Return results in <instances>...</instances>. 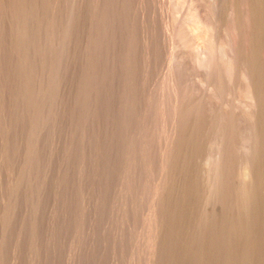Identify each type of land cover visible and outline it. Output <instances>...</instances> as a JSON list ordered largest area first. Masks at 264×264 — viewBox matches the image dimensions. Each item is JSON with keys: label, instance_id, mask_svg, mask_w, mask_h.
Returning a JSON list of instances; mask_svg holds the SVG:
<instances>
[{"label": "rangeland", "instance_id": "1", "mask_svg": "<svg viewBox=\"0 0 264 264\" xmlns=\"http://www.w3.org/2000/svg\"><path fill=\"white\" fill-rule=\"evenodd\" d=\"M0 10H3V8L7 9V11L4 9L3 11H0V20H2V17H4L3 19L7 20V21H2L0 22L2 27V29L0 28V264H218L219 262H221V256H220V260L216 259L218 256L217 255H221L222 252V245L219 241H223L222 237H224V223H222L224 220V218H222V216L224 217V215L222 213H224L223 211V204H222V196H221V187H220V182L217 181V179L219 180V174L216 173V176L212 170L209 171L213 172L211 176H209L210 174L208 173V170L211 169V165L209 161V155H206V153L210 154L211 149H217L216 144L213 143L214 146H211L212 142H215V137L219 138L218 135V131L216 128L213 130V132L216 135L213 134V138H209L212 136V134L208 135L209 132V128H208V124L207 121H201V118L203 119L206 115H203V110L205 111V109L207 110V100H206V91H207V85H205L206 83H202L203 81L205 82L206 79L204 76L203 80H199V78H203V76H201V74L204 75V73H198V72H194L193 70V65L191 63H189V65L183 66L180 65L181 61H179L180 63L176 64L174 61V57H175V61L182 59V54H180L179 52H182V47L179 46L177 47L176 44L178 43V41H180V39L178 38L179 36H177V32L174 31L175 28V19L173 20V17L176 18L177 20V13L178 15L181 14L180 12L184 9L185 12H187L188 10V2L189 0H180V3H183L184 1H188L186 3H183V7L180 4L179 6H176L174 3L175 1L173 0H27V2L23 1V0H0ZM29 1V2H28ZM39 1V2H38ZM46 1V2H45ZM64 1V2H63ZM84 3H82V2ZM110 3H109V2ZM168 1V2H167ZM170 1V2H169ZM183 1V2H182ZM201 1V0H199ZM203 1V0H202ZM201 1V2H202ZM5 3V4H2ZM23 2V3H21ZM55 2V3H54ZM59 4H58V3ZM66 7H64L62 4ZM70 2V3H67ZM88 4H87V3ZM108 2V3H106ZM121 2V3H119ZM30 3V4H29ZM33 3V5H32ZM47 3V4H45ZM70 5V6H68ZM83 4V6L81 7V5ZM143 3V4H142ZM13 4V5H12ZM24 4V5H23ZM37 4H40V8L41 11L39 9V6ZM56 4L59 6H56ZM77 4V5H75ZM81 4V5H80ZM87 4V6L85 5ZM116 4V5H115ZM167 4H174L176 6L177 9H174L175 6L173 5H167ZM3 5V6H2ZM11 7H8V6ZM15 5V6H14ZM17 5V6H16ZM28 5V6H27ZM41 5L43 6V8L41 7ZM47 5V7H46ZM51 6L50 9L54 10L51 12V10L49 9V7ZM54 5V7H53ZM85 5V7H84ZM90 5V7H89ZM110 5V7H109ZM131 5V6H130ZM14 6V8H12ZM23 6V8H22ZM25 6V8H24ZM27 6V7H26ZM34 6V7H33ZM101 7V15H104L102 17H105V22H107V24H110L113 22V20H118L115 22V24H117L115 26V24L112 26L109 25L107 26V24L103 21L104 18H102L101 22H98V19L95 18V14L93 9L96 7ZM103 6V7H102ZM117 6V7H116ZM7 7V8H6ZM19 7V8H18ZM22 9H21V8ZM32 7V9H31ZM76 7V9H75ZM78 7V9H77ZM187 7V9L185 8ZM27 8V10H26ZM36 8V10H35ZM61 8V9H60ZM105 8V9H104ZM119 8V9H118ZM124 8V9H123ZM174 10H173V9ZM181 8V9H180ZM25 9V11L23 10ZM31 9V14L29 12V10ZM44 9V11H43ZM55 9H59V10H55ZM71 9V10H69ZM76 10L75 12H73V10ZM85 9V10H84ZM99 9V10H100ZM112 11H111V10ZM167 9V10H166ZM169 9V10H168ZM14 10V11H13ZM17 10V11H16ZM21 10V11H20ZM34 10V11H33ZM62 10V11H60ZM67 10V12H66ZM82 10V11H81ZM131 10V11H130ZM176 10V11H175ZM181 10V11H180ZM184 10L182 13H184ZM7 13H6V12ZM11 11V12H9ZM26 11H28L27 13H25ZM57 11V12H56ZM61 13H60V12ZM72 11V12H71ZM105 13L107 15L106 12H108L107 18L106 19V15L102 14ZM134 11V13H133ZM136 11V12H135ZM22 12V13H21ZM33 12V14H32ZM37 12H41V13H37ZM71 12V13H70ZM89 12V13H88ZM114 12V13H113ZM127 12V13H126ZM132 12V13H131ZM171 12H175L176 15H173V17L171 16L173 13ZM14 13V15H13ZM18 13V14H17ZM45 13V14H43ZM56 13H59L56 14ZM69 13V14H68ZM76 15H75V14ZM118 15H117V14ZM167 13V14H166ZM174 13V14H175ZM20 14V15H19ZM26 14V15H25ZM36 14V15H35ZM40 14V16H39ZM43 14V15H41ZM51 14V16H50ZM53 14V16H52ZM87 14V15H86ZM92 14V15H91ZM121 14V15H120ZM127 14V15H126ZM3 15V16H2ZM6 17H5V16ZM9 15V16H8ZM69 15V16H67ZM70 15L73 17H70ZM13 16V17H11ZM18 16V18H16ZM21 16V17H20ZM24 16V17H23ZM26 16V17H25ZM29 16V17H28ZM37 16V17H36ZM44 18H43V17ZM63 18H61V17ZM82 16L84 18H82ZM118 18H120L121 20H119ZM122 16V17H121ZM133 16V17H131ZM40 17V18H39ZM48 17V18H47ZM49 17H52L53 20H51ZM54 17V18H53ZM69 17V18H68ZM86 17H88L86 19ZM126 17V19H124ZM9 18V19H8ZM30 18V19H29ZM47 18V19H46ZM79 18V19H78ZM100 18V16H99ZM114 18V19H113ZM132 18V19H130ZM134 18V19H133ZM26 19V20H25ZM30 21H29V20ZM32 19V20H31ZM37 19L42 20V21H37ZM45 19V20H44ZM50 19V20H49ZM62 19V20H61ZM65 19V20H64ZM68 19V20H67ZM72 19V20H70ZM80 19L82 21H80ZM20 20V21H18ZM47 20V21H46ZM50 22H49V21ZM60 20V21H58ZM67 20V22H66ZM70 20V21H69ZM77 20V21H76ZM107 20V21H106ZM169 20V21H168ZM13 21V22H12ZM18 21V22H17ZM22 21V22H21ZM24 21V22H23ZM35 21V22H34ZM37 21V22H36ZM52 21V22H51ZM56 21V22H55ZM62 21V22H61ZM74 21V22H73ZM87 21V22H86ZM112 21V22H110ZM122 21V22H121ZM132 21V23H131ZM10 23L5 24V23ZM55 24H54V23ZM59 22V25L57 24ZM76 22V23H75ZM79 22V23H78ZM98 22V23H97ZM128 22V23H127ZM175 22V23H174ZM4 23V24H3ZM17 25L15 26L14 25ZM18 23V24H17ZM20 23V25H19ZM27 23V24H26ZM35 23V24H34ZM38 23L40 25H38ZM51 25H49V24ZM86 23V24H84ZM105 23V24H103ZM121 23V24H119ZM130 23V24H129ZM173 23V24H171ZM24 24V26H23ZM44 24V25H41ZM72 24V25H71ZM84 24V25H83ZM98 24V25H97ZM103 24V25H101ZM133 24V25H132ZM169 24V26L167 25ZM8 27H6V26ZM48 25V26H47ZM77 25V26H76ZM119 25V26H118ZM123 25V26H122ZM15 26V29L14 27ZM22 26V27H20ZM26 26V27H25ZM58 26V27H57ZM74 29H71L70 28ZM101 26V27H100ZM113 28H112V27ZM135 26V27H133ZM29 27V28H28ZM46 27V28H45ZM84 27V28H83ZM106 29H105V28ZM127 27V28H126ZM130 27V28H129ZM172 27V30H171ZM36 28V29H35ZM40 28V29H39ZM42 28V29H41ZM45 30H44V29ZM57 28V29H56ZM59 28V29H58ZM60 28H61V32L63 31L64 33L60 32ZM82 28V29H81ZM86 28V29H85ZM97 28L99 29V34H100V29H102L103 34L105 35L107 33V37H105L102 32L101 34L97 36ZM116 30H115V29ZM120 28V30H119ZM124 28V29H123ZM165 28H168L170 33H168V29L165 30ZM11 29V31H10ZM14 32H13V30ZM29 29V31H27ZM48 31H47V30ZM63 29V30H62ZM66 29V30H65ZM90 29V30H89ZM123 29V30H122ZM126 29V30H125ZM18 30V31H17ZM27 32H26V31ZM39 30V31H38ZM70 30V32H69ZM97 30V31H96ZM107 32H104V31ZM113 30V31H112ZM115 30V31H114ZM118 30V31H117ZM6 31V32H4ZM16 31V32H15ZM23 31V32H22ZM37 31V34L36 32ZM43 31V32H42ZM50 31H52L50 33ZM56 31V32H55ZM67 31V32H66ZM111 31V32H110ZM120 31V32H119ZM2 32V33H1ZM26 32V33H25ZM29 32V33H28ZM35 32V34H34ZM39 32V33H38ZM45 32V34H44ZM81 32V33H80ZM97 32V33H96ZM119 32V33H118ZM124 32V33H123ZM127 32V33H126ZM133 32V33H132ZM176 32V33H175ZM7 33V34H6ZM57 33V34H56ZM69 33L73 34L69 35ZM86 33V34H85ZM92 33V34H91ZM96 33V36H95ZM113 33V34H112ZM123 33V34H122ZM10 34V35H9ZM12 34V35H11ZM42 34V35H40ZM48 34V35H47ZM66 34V35H64ZM89 34V35H88ZM115 34V35H114ZM126 34H128L126 36ZM165 34H170L165 36ZM175 34V35H173ZM2 35V37H1ZM8 35V36H7ZM17 35V36H16ZM24 35V36H22ZM32 35V37H31ZM37 35V36H36ZM114 35V36H113ZM117 35V37H116ZM21 36V38H20ZM45 36V37H44ZM47 36V37H46ZM57 38H56V37ZM61 36V37H60ZM95 36L96 40H93ZM175 36L176 39H175ZM6 39H5V38ZM11 38H15V41ZM23 37V39H22ZM38 37V38H37ZM64 37V38H63ZM70 37H72L70 39ZM97 37H99L97 39ZM116 37V38H115ZM27 38V40H26ZM32 38V39H31ZM41 38V40H40ZM46 38V39H45ZM89 38V39H88ZM102 38V40H101ZM108 38V39H107ZM118 38V39H117ZM7 39H9L7 42H5ZM18 39V40H17ZM19 39L23 40L21 41V44H19ZM66 41H64V40ZM125 41H124V40ZM172 39L173 42L175 43L176 41L177 43H175L174 48L172 45ZM4 40V41H3ZM13 40V41H12ZM25 40V43H23ZM39 40V41H38ZM71 40V41H70ZM105 42H104V41ZM121 40V41H120ZM13 42V43H9V42ZM19 41V42H18ZM27 41V42H26ZM52 41V42H51ZM73 41V42H72ZM76 41V42H75ZM99 41V43L102 41L103 47L101 49L102 44H99V48H98V44L95 42ZM111 41V43H110ZM123 41V43H122ZM171 41V43H170ZM3 42V43H2ZM17 42V43H16ZM48 42V44H47ZM60 42V43H59ZM70 45H68L67 43ZM82 42V43H81ZM119 42V43H118ZM153 42V44H151ZM6 43V44H5ZM15 43V44H14ZM23 43V44H22ZM35 43V44H34ZM55 43V44H54ZM59 43V44H58ZM93 43V44H92ZM105 43V44H104ZM121 43V44H120ZM14 44V45H13ZM18 44V45H16ZM37 44V45H36ZM74 44V45H73ZM76 44V45H75ZM94 44L97 46L98 49H100L102 52L97 51H93L96 49V46H94ZM167 44V45H165ZM171 44V45H170ZM11 45V46H10ZM35 45V46H34ZM57 45V46H56ZM59 45V46H58ZM119 45V46H118ZM152 45V46H151ZM178 45V44H177ZM22 46V47H20ZM24 46V47H23ZM33 46V47H32ZM43 46V47H42ZM53 46V47H52ZM75 46V47H74ZM79 46V47H77ZM90 46V47H88ZM113 46V47H112ZM123 46V48H122ZM32 47V48H31ZM62 47V48H61ZM106 49H105V48ZM125 47V48H124ZM45 50H43V49ZM72 48V51H71ZM111 50H109V49ZM119 48V49H118ZM122 48V49H121ZM164 48V49H163ZM179 48V49H178ZM17 49H19L17 51ZM50 49V50H49ZM128 49V50H127ZM169 49L172 52H169ZM175 49H177V51L179 50V52H176ZM48 50V51H47ZM63 50V51H62ZM70 50V51H69ZM92 50V51H91ZM122 50V51H120ZM9 51V52H8ZM23 51V52H22ZM25 51V53H24ZM35 51V52H34ZM41 51V52H40ZM57 51V52H56ZM86 51V52H85ZM107 51V54H105ZM109 51V54H108ZM155 51V52H154ZM6 52V53H5ZM20 54H18V53ZM29 52V54H28ZM50 52V53H49ZM89 52V53H88ZM111 52V53H110ZM116 52V53H114ZM124 52V53H123ZM168 52V53H167ZM7 53L9 54V56L7 55ZM15 53V54H14ZM43 53V54H41ZM53 53V54H52ZM57 53V54H56ZM60 53V54H59ZM87 53V54H86ZM100 53V54H99ZM117 53H121L120 55ZM177 53V55H176ZM13 54V56H11ZM21 55V57H19ZM31 54V55H30ZM34 56H33V55ZM51 54V55H50ZM81 54V55H80ZM169 54V56L167 55ZM174 54V55H172ZM27 55H29L31 58H36V59H32L30 57H28ZM55 55V56H54ZM68 55V56H67ZM79 57H78V56ZM86 55V56H85ZM92 57H91V56ZM97 55V56H96ZM101 55V56H100ZM112 55V56H111ZM116 55V56H115ZM181 55V56H180ZM38 56V58H37ZM40 56V57H39ZM122 56V57H121ZM129 56V57H128ZM153 56V57H152ZM2 57H5L2 60ZM9 57V58H7ZM11 57L13 59H11ZM23 57V58H22ZM56 57V58H55ZM104 57V59H103ZM108 57V58H107ZM118 57V58H117ZM158 57V59H157ZM169 57V58H168ZM172 60H170V58H172ZM28 58H30L28 60ZM80 58V59H79ZM91 58V59H90ZM102 58V59H101ZM179 58V59H177ZM56 59V60H55ZM59 59H61L60 61H58ZM68 61H67V60ZM73 59V61H72ZM85 59V60H84ZM98 59V60H97ZM113 59H116L115 61ZM118 59V60H117ZM169 59V60H168ZM14 60V61H13ZM28 60V61H27ZM31 60V61H30ZM46 60V62H45ZM50 60V61H49ZM89 60V61H88ZM107 60V61H106ZM121 60V61H120ZM10 61V62H9ZM57 61V63L55 62ZM66 61V62H65ZM88 61V62H87ZM118 61V62H117ZM164 61V62H163ZM3 62V63H2ZM32 62V63H31ZM52 62V63H51ZM63 62V64H61ZM87 62V63H86ZM96 63L94 65V63ZM104 62V63H103ZM118 66H117V63ZM121 62V63H120ZM174 64L172 66V64ZM11 63V64H9ZM35 63V64H33ZM69 63V64H68ZM72 65H71V64ZM112 63V64H110ZM19 64V65H17ZM21 64V65H20ZM35 67H33V65ZM58 64V65H57ZM67 64V65H66ZM81 64V65H80ZM115 64V65H114ZM158 64V65H157ZM164 64V65H163ZM176 64V68H179L178 70L175 68L172 71V68H174ZM13 65V66H12ZM14 65H16L14 67ZM30 65V66H28ZM41 65V66H40ZM61 65V66H59ZM80 65V66H79ZM171 65V66H170ZM192 65V67H191ZM18 66V67H17ZM21 68L22 72H20V74H22V76L20 77V74H18V68ZM103 66V67H102ZM113 66V67H112ZM123 66V67H122ZM165 66V67H164ZM171 70H170V67ZM2 67V68H1ZM3 67L5 69H3ZM9 67V68H8ZM60 67V68H58ZM66 67V68H65ZM69 67V68H68ZM92 67V68H91ZM114 70H112L111 69ZM120 67V68H119ZM169 67V68H168ZM186 67V68H185ZM189 67H191L189 69ZM13 68V69H12ZM19 68V70H20ZM34 68V69H33ZM69 71H68V69ZM104 68V69H103ZM115 68V69H114ZM157 68V69H156ZM9 69V70H8ZM13 71H12V70ZM71 69V70H70ZM73 69V70H72ZM109 69V70H108ZM130 69V70H129ZM189 69V70H187ZM60 70V71H59ZM85 70V71H84ZM93 70V71H92ZM151 70V71H150ZM153 70V71H152ZM184 70V71H183ZM186 70V72H185ZM192 70V71H191ZM197 71H200V69L197 67L196 69ZM195 70V71H196ZM202 70V69H201ZM30 71V73H29ZM37 71V72H36ZM43 71V73H42ZM57 71V73H56ZM60 73H59V72ZM67 71V72H66ZM74 71V72H73ZM79 71V72H78ZM126 71V72H125ZM155 71V72H154ZM157 71V72H156ZM10 72V74H8ZM71 72V73H70ZM76 72V73H75ZM81 79H80V76ZM89 72V73H88ZM151 72V73H150ZM185 72V73H183ZM193 72V73H192ZM5 73V75L3 74ZM23 73H24V77H23ZM32 73V74H31ZM70 73V74H69ZM73 73V74H72ZM93 73V74H92ZM99 73V74H98ZM101 73V74H100ZM107 73V74H106ZM111 73V74H109ZM117 73V74H116ZM175 73V74H174ZM178 75H177V74ZM190 73V74H188ZM198 73V76H197ZM3 74V75H2ZM18 75L16 77H14L13 79V75ZM26 74L29 75L27 78ZM34 74V75H33ZM42 76H39V75ZM44 74V75H43ZM75 74V75H74ZM113 74V75H112ZM131 74V75H130ZM172 74V78L170 79V76ZM174 74V75H173ZM184 74V76H183ZM196 76H194V75ZM9 75L11 77H9ZM32 75V76H31ZM77 75V76H76ZM84 75V76H82ZM91 75V76H90ZM177 75V76H176ZM180 75L179 80L177 79V77ZM4 76V77H3ZM8 76V77H7ZM31 76V78H30ZM36 76V77H35ZM38 76V77H37ZM62 76H64L63 78H61ZM100 76V77H99ZM102 76V77H101ZM186 76V77H185ZM43 78V81L42 78ZM46 77V78H45ZM48 77V78H47ZM95 77V78H94ZM113 77V78H112ZM153 77V78H152ZM192 77V78H191ZM10 80L13 79V80ZM21 78V79H19ZM28 80V84L27 82L25 83L26 80ZM36 78V79H35ZM50 78V79H49ZM100 80H99V79ZM103 78V79H102ZM144 78V79H143ZM152 78V79H151ZM175 78L176 81L175 82ZM5 79V80H4ZM16 79V80H15ZM49 79V80H48ZM68 79V80H67ZM70 79V80H69ZM74 79V80H73ZM77 81H76V80ZM88 79V80H85ZM173 79V80H172ZM187 79V82H185ZM2 80V81H1ZM24 80V83H23ZM36 80V81H35ZM62 80V81H61ZM84 80V81H83ZM97 80V81H96ZM113 80V81H112ZM127 80V81H126ZM172 80V82L176 83L178 85V83H185L184 84V89H182V84L181 87L173 84H170L169 81ZM189 80V82H188ZM195 82H192V81ZM10 81V82H8ZM14 81V82H12ZM31 81V82H30ZM46 81V82H45ZM50 81V82H48ZM68 81V82H67ZM73 81V82H72ZM82 81V82H81ZM100 81V82H99ZM118 81V83H117ZM202 81V82H201ZM2 82V83H1ZM36 82V83H35ZM45 82V83H44ZM105 82V83H104ZM120 82V84H119ZM7 85H6V84ZM10 83H12L11 85H9ZM61 83V84H60ZM65 83V84H64ZM69 83V84H68ZM76 83V84H75ZM78 83H82V84H78ZM88 83V84H87ZM92 83V85H91ZM95 83L97 85H95ZM190 83H192L191 85H189ZM199 83V84H198ZM5 84V85H4ZM26 85V86H23ZM67 84V85H66ZM113 84V85H112ZM118 84V85H115ZM168 84V85H167ZM189 86H188V85ZM201 84V85H200ZM204 84V85H203ZM28 85V87H27ZM40 85V86H39ZM64 87H63V86ZM81 85H83L81 87ZM167 85V86H165ZM171 85H175L172 86ZM6 86V87H5ZM8 86V87H7ZM31 88H30V87ZM46 86V87H45ZM50 86V88H48ZM52 86H54V88H52ZM71 88V89H69ZM77 86V88H76ZM103 86V88H101ZM105 86V87H104ZM120 86V87H119ZM169 86V87H168ZM177 86V88H176ZM188 88H185V87ZM24 87H27V89H24ZM33 87V88H32ZM37 87V88H35ZM56 87V88H55ZM61 91L57 92L59 89ZM66 87V88H65ZM74 87V89H72ZM91 87V88H90ZM95 87V88H94ZM99 87V88H98ZM119 87V90L118 88ZM140 87V88H139ZM196 87V88H195ZM13 88V89H12ZM30 88V89H29ZM48 88V89H47ZM85 88V89H84ZM97 88V89H96ZM128 88V89H127ZM139 88V89H138ZM153 88V89H152ZM169 88H171L169 90ZM177 90H176V89ZM191 88L195 90L192 92H189L191 90ZM198 88V89H197ZM2 89V90H1ZM10 91H9V90ZM11 89L13 91H11ZM33 89V90H31ZM44 89L43 91H40ZM47 89V90H46ZM55 89V90H53ZM77 92H76V90ZM84 89V90H83ZM22 90V91H20ZM24 90V91H23ZM28 90V91H27ZM31 90V91H30ZM38 90V91H37ZM46 90V91H45ZM51 91V93L49 91ZM80 90V91H79ZM93 90V92H92ZM100 90V91H99ZM101 90L102 93H101ZM118 90V91H117ZM137 90V91H136ZM172 90V91H171ZM174 90V91H173ZM176 90V91H175ZM187 90V91H186ZM36 91V92H35ZM40 91V92H39ZM56 91V92H55ZM71 91V92H70ZM89 91V92H88ZM113 91V92H112ZM136 91V92H135ZM164 91V92H163ZM182 91V92H180ZM202 91V93H201ZM205 91V92H203ZM15 92V93H14ZM24 92H26L25 94H23V96H21ZM30 92V95H28ZM31 92H35L36 96L31 93ZM43 92V94L41 93ZM46 92V93H45ZM49 92V94H48ZM54 92V93H52ZM76 92V94H74ZM81 92V93H80ZM92 92V93H91ZM172 92V94L174 95H170V93ZM175 92V93H174ZM177 92V93H176ZM186 93V95L184 93ZM190 94H189V93ZM200 92V93H198ZM12 93V94H11ZM16 95H14V94ZM37 93H41L37 94ZM90 93V94H89ZM101 93V94H100ZM179 93V94H178ZM182 93V94H181ZM205 93V94H204ZM53 94V96L51 95ZM74 94V95H73ZM86 94V95H85ZM95 96H94V95ZM104 94V95H103ZM137 94V95H136ZM179 95L177 97V99L175 100L176 96ZM182 95V99H181V95ZM193 94V96H191ZM203 94V96H202ZM26 95L29 97H27L29 99L26 100L25 97ZM35 98H34V96ZM38 95V96H37ZM82 95V96H80ZM88 95V96H87ZM97 95V96H96ZM102 95V96H100ZM108 95V96H107ZM184 95V97H183ZM189 95V96H188ZM201 95V96H199ZM205 95V96H204ZM5 98H3V97ZM20 96V97H19ZM25 96V97H24ZM40 96V97H39ZM49 96V97H48ZM56 96V97H55ZM64 96V97H63ZM72 96V97H71ZM81 98H78V97ZM84 96V97H83ZM94 96V97H93ZM101 99H99L100 97ZM174 98L172 99L171 98ZM187 96V97H186ZM192 98H191V97ZM195 96V97H194ZM24 97V98H23ZM33 97V98H32ZM99 97V98H97ZM125 97V98H124ZM128 97V98H127ZM131 97V98H130ZM180 97V99H179ZM191 99H190V98ZM195 99H194V98ZM197 97V98H196ZM199 97H204V98H199ZM7 98V99H6ZM8 98H12L11 100L13 102H11L10 99ZM37 98H39L37 100ZM58 98V99H56ZM61 100H60V99ZM71 98V99H70ZM76 98V99H75ZM84 98V99H83ZM119 98V99H118ZM156 98V99H155ZM162 98V99H161ZM186 98V99H185ZM199 98V99H198ZM3 99V100H1ZM19 99H20V103H19ZM22 99V100H21ZM24 99V100H23ZM34 100V102H32V100ZM50 101H49V100ZM76 101H75V100ZM81 99V100H80ZM88 99V100H87ZM94 99V101H93ZM112 102L114 103H108V102ZM116 99V100H115ZM130 99V100H129ZM179 99V101H178ZM190 99V100H189ZM193 99V100H192ZM10 100V103H8V101ZM27 102H26V101ZM31 100V101H30ZM43 104H42V101ZM59 100V101H58ZM73 100V101H72ZM78 100V101H77ZM80 100V101H79ZM83 100V103H82ZM98 100V101H97ZM103 100V101H102ZM184 101L185 104L181 103V101ZM188 100V102H187ZM16 101V102H15ZM18 101V102H17ZM25 103H23V102ZM39 101V102H38ZM47 101V102H46ZM53 101V103H52ZM63 101V102H62ZM67 101V102H66ZM91 101V103L89 102ZM106 101V102H105ZM119 101V103H118ZM135 101V102H134ZM154 101V102H153ZM175 101V103H174ZM178 101V102H177ZM193 102L192 104L194 105H190V102ZM29 102V103H28ZM30 102H32V106L30 105ZM45 102V103H44ZM51 102V103H50ZM56 102V103H55ZM62 102V103H61ZM69 102V103H68ZM85 102V104H84ZM98 102V103H97ZM104 102V103H103ZM199 102V103H198ZM206 102V103H205ZM4 103V104H3ZM8 103V105H7ZM14 103L16 105H14ZM22 104V106H20ZM39 103V104H38ZM48 103V104H46ZM59 103V105H58ZM65 103V104H64ZM78 103V104H77ZM82 105H81V104ZM94 103V105H93ZM108 103V104H107ZM174 103V106L173 104ZM188 103V104H187ZM10 104V105H9ZM27 104H29V107L27 106ZM36 104V105H35ZM55 104V106H54ZM57 104V105H56ZM62 106H61V105ZM70 104V105H69ZM73 104V105H72ZM84 104V105H83ZM91 104V105H90ZM117 104V105H116ZM143 104V105H142ZM178 104L179 107H177V109H179V111L177 109H175V105ZM4 105L6 107H4ZM13 105V106H12ZM41 105V106H40ZM45 105V106H44ZM72 105V107H71ZM76 105V106H75ZM98 105V107H97ZM100 105V106H99ZM113 105V106H112ZM120 105V107H119ZM126 105V106H125ZM146 105V106H145ZM168 105H170V107L174 108L175 110H172ZM186 105L191 108H189L187 110V108L185 109L187 112H185V110L180 109L183 106ZM3 106V107H2ZM12 106V107H11ZM15 106V107H14ZM17 106L20 107L16 108ZM23 106H27L26 109ZM35 106V108H34ZM38 108H37V107ZM54 106V108H53ZM58 106V107H57ZM65 106V107H64ZM104 106V107H103ZM109 106V108H108ZM125 106V107H124ZM133 106V107H131ZM168 106V107H167ZM200 106V107H199ZM202 106V107H201ZM206 107L205 109H203L204 107ZM2 107V108H1ZM32 107V110H31ZM42 107V109L40 108ZM62 107V109H60ZM64 107V110H63ZM82 107V108H81ZM89 107V109L87 108ZM102 107V108H101ZM115 107H117L116 109H114ZM183 107V108H185ZM194 107V110L196 107H198L196 110L193 112L196 114H202L201 115H197V118H199L197 122V118L196 120H192L194 119L195 114L194 113H190L192 111ZM22 108V109H21ZM34 108V109H33ZM71 108V109H69ZM74 108V110H73ZM80 108V109H79ZM99 108V109H98ZM129 108V109H128ZM160 108V109H159ZM8 109V110H7ZM17 109L18 112H17ZM37 109V111H36ZM40 109V111H39ZM49 109H52V111L50 112ZM54 109V110H53ZM60 109V111H59ZM68 109V110H67ZM76 109V110H75ZM88 109V110H87ZM104 109V110H103ZM106 109V110H105ZM127 109V110H126ZM133 109V110H132ZM142 109V110H141ZM27 110V111H26ZM45 110V113H44ZM49 110V112H48ZM56 110V111H55ZM62 110V111H61ZM70 110H72L70 112ZM79 110V111H77ZM81 110V111H80ZM90 110V112H89ZM93 110V111H92ZM96 110V111H95ZM99 110V111H98ZM101 110V111H100ZM125 110V111H124ZM129 110V112H128ZM156 110V111H155ZM170 110V111H169ZM183 115H182V112ZM16 111V112H15ZM36 113H35V112ZM43 111V112H41ZM58 111V112H57ZM65 111V112H64ZM103 111V112H102ZM105 111V112H104ZM112 113H111V112ZM117 111V112H116ZM136 111V112H135ZM175 111V112H173ZM200 111V112H198ZM208 111V110H207ZM5 112V113H4ZM8 112V113H7ZM24 112V113H23ZM37 112H39L37 114ZM41 112V114H40ZM47 112V113H46ZM60 112V113H59ZM62 112V113H61ZM70 112V113H68ZM80 112V113H79ZM88 112V113H87ZM95 112V113H94ZM99 112V113H98ZM102 112V113H101ZM121 112V113H120ZM126 114H124V113ZM165 112V113H164ZM172 112V113H171ZM177 112V113H176ZM181 112V113H179ZM2 113V114H1ZM4 113V114H3ZM20 113V115H19ZM27 115H26V114ZM33 113V116H32ZM51 113V114H50ZM56 113V115H55ZM62 114V115H58V114ZM77 113V116H76ZM84 113V114H83ZM98 116H97V114ZM108 113V115L106 114ZM110 113V114H109ZM133 113V114H132ZM154 113V114H153ZM162 113V114H161ZM186 115H185V114ZM208 113V112H206ZM14 114V115H13ZM36 114V116L34 117V115ZM48 114V115H47ZM96 114V116H95ZM103 114V116H102ZM112 114V116H111ZM124 114V115H123ZM167 114V115H165ZM178 114V115H177ZM181 114V116L179 115ZM193 114L194 116L190 115ZM6 115V116H5ZM10 115V116H9ZM17 115H19L17 117ZM44 115V116H43ZM54 115V116H53ZM68 115V117H67ZM70 115V116H69ZM92 115V116H91ZM106 115V116H105ZM120 115V116H119ZM123 115V116H122ZM176 115V116H175ZM208 115V114H207ZM8 117L5 119V117ZM44 119H42L41 117ZM51 118H49V117ZM58 116L59 118H56ZM62 116H64L62 118ZM74 116V117H73ZM102 116V117H101ZM105 116V117H104ZM108 116V117H107ZM118 116V117H117ZM130 116V117H129ZM147 116V117H146ZM187 118L184 119L183 118ZM187 116V117H185ZM4 119H3V118ZM14 117V118H13ZM21 117H28L27 120L25 118H21ZM30 117V118H29ZM34 118V121L33 118ZM42 121H39V119ZM47 117V118H46ZM53 117V118H52ZM56 119H55V118ZM67 117V118H66ZM77 117V119H76ZM83 117V118H81ZM85 117V118H84ZM91 117V118H89ZM94 117V118H93ZM124 117V118H123ZM129 117V119H128ZM149 117V118H148ZM172 117V118H170ZM177 117L182 118L179 119L178 118V122H176V124H171V121L175 119V121H177ZM188 117H191L192 122L190 121V119ZM21 118V119H20ZM32 118V119H31ZM48 119V121L45 120ZM65 118V119H64ZM100 118V120H99ZM107 118V119H106ZM113 118V119H112ZM119 118V119H117ZM165 118V119H164ZM13 119V120H12ZM18 119V120H17ZM24 119V120H23ZM29 119V120H28ZM54 119V121H53ZM61 119V120H60ZM68 119V120H67ZM75 119V120H74ZM81 119H84L82 121H80ZM90 119V122H89ZM95 119V121H94ZM103 121H102V120ZM115 119H117V122ZM124 119H126L124 121ZM4 120V122H3ZM10 120V121H9ZM22 120V121H21ZM38 120V123H37ZM66 120V121H65ZM108 122H107V121ZM111 120V121H110ZM182 120V121H181ZM184 120V121H183ZM205 120H207V118L205 117ZM14 121V123H13ZM17 121V122H16ZM19 121V122H18ZM26 121V122H25ZM28 121V123H27ZM49 121L51 123H49ZM56 121H62V122H57ZM65 121V123H64ZM70 121V122H69ZM73 121V122H72ZM74 121L75 124L74 125ZM79 121V123L77 122ZM85 121V122H83ZM88 121V122H87ZM102 121V122H101ZM124 121V122H123ZM181 121V123H180ZM189 121V122H188ZM195 121V122H193ZM10 122V123H9ZM25 124H23V123ZM30 122V123H29ZM42 124H41V123ZM46 122V123H45ZM55 122V123H54ZM81 122V124H80ZM97 122L98 125H97ZM104 122V124H102ZM127 122V123H126ZM201 122V123H200ZM204 122V123H203ZM12 123V124H11ZM16 123V124H15ZM36 123V124H35ZM70 123V124H69ZM90 123V124H89ZM113 123V124H111ZM123 123V124H121ZM170 123V124H169ZM175 123V122H174ZM180 123V124H178ZM184 123V124H183ZM186 123V124H185ZM189 123V124H188ZM11 124V125H10ZM21 124V125H20ZM29 124V126H28ZM38 124V125H37ZM48 124V125H47ZM59 124V125H58ZM62 124V125H61ZM66 124V125H64ZM80 124V125H79ZM100 124V126H99ZM107 124V125H106ZM126 124L129 126H126ZM201 124H205L207 126L201 125ZM40 125V127H38ZM42 125V126H41ZM50 125V126H49ZM57 125V126H56ZM63 126V128L61 126ZM71 127L69 128L68 126ZM91 127H90V126ZM95 125V126H94ZM103 125V126H102ZM104 125L106 127H104ZM111 127H109V126ZM152 125V126H151ZM174 125H176L177 127H175ZM179 125V126H178ZM201 125V126H199ZM4 126V127H3ZM10 126V127H9ZM14 126V127H13ZM33 126V127H32ZM59 126L61 128H59ZM70 129H68L67 127ZM97 126V127H96ZM114 126V127H112ZM117 126V127H116ZM122 128H120V127ZM151 126V127H149ZM6 127V128H5ZM32 127V129H30ZM52 127V128H51ZM66 127V128H65ZM83 127V128H81ZM93 127V128H92ZM95 127V128H94ZM104 127V128H103ZM108 127V128H107ZM141 127V128H140ZM171 127L173 129H171ZM175 127V128H174ZM193 127V128H190ZM196 127V128H195ZM198 127V128H197ZM16 128V129H15ZM28 128V129H27ZM54 128V129H53ZM79 128V129H78ZM89 132L87 133L88 129ZM92 128V129H91ZM100 131H99V129ZM126 128V130H125ZM128 128V130H127ZM185 128H189L186 129ZM195 128V129H194ZM13 129V131H12ZM18 129V130H17ZM36 130V133L35 130ZM39 129V131L41 129L40 132L37 130ZM48 131H47V130ZM51 129H53L51 131ZM60 129V130H59ZM62 129V130H61ZM65 129V130H64ZM98 131V135L96 133V130ZM115 129V130H114ZM117 129V130H116ZM120 129V130H119ZM132 129V130H130ZM180 129V130H179ZM192 129V131H191ZM200 129V130H199ZM206 129V130H205ZM4 132H3V131ZM33 133L32 134V131ZM56 131V134L55 131ZM68 130V131H66ZM84 130V131H83ZM173 130V131H172ZM199 130V131H198ZM11 131V132H10ZM46 131V132H45ZM86 131V132H85ZM110 131V133H109ZM114 131V132H112ZM121 131V132H120ZM124 131V132H123ZM170 131L174 132L170 135ZM179 131V132H178ZM183 131V132H182ZM185 131V132H184ZM205 131H208L205 132ZM8 132V133H6ZM10 132V133H9ZM19 132V133H18ZM31 132V133H30ZM44 132V133H43ZM52 132V133H51ZM67 132V133H65ZM85 132V133H84ZM104 132V133H103ZM109 134H108V133ZM126 132H131L126 133ZM146 132V133H145ZM165 132V133H164ZM190 132V134H188ZM38 133V134H37ZM40 133V135H39ZM51 133V134H50ZM63 133V134H62ZM71 133L75 134L72 135ZM116 133V134H114ZM178 133V134H177ZM192 133V135H191ZM204 133V134H203ZM5 134V135H4ZM17 136H16V135ZM43 136H42V135ZM46 134V135H45ZM70 136V137H66L65 135ZM107 134V135H106ZM143 134V135H142ZM164 134V135H163ZM183 134V135H182ZM187 134V135H186ZM29 135V136H28ZM35 135V136H34ZM38 135V136H37ZM122 137H121V136ZM130 137H129V136ZM145 135V136H144ZM177 135V136H176ZM190 135V138H189ZM207 135V137H206ZM9 136V137H8ZM14 136V137H13ZM41 138H40V137ZM50 136V137H49ZM106 136V137H105ZM110 136V137H109ZM128 136V137H126ZM165 136V138H164ZM181 139H180V137ZM195 136V137H194ZM199 136V137H198ZM3 139H2V138ZM23 137V138H22ZM36 137V138H35ZM43 137V138H42ZM49 137V138H47ZM59 137V138H57ZM62 137V138H61ZM83 137V138H82ZM94 137V138H93ZM102 137V138H101ZM104 137V138H103ZM132 137V138H131ZM143 137V138H142ZM178 137V138H177ZM193 137L195 138L194 140L197 141V143L193 140ZM204 137V138H203ZM7 138V139H6ZM19 138V139H18ZM22 138V139H21ZM37 138H39L38 140H40L41 144L39 143V141L37 140ZM46 138V139H45ZM56 138V140H55ZM61 138V139H60ZM75 138H77L75 140ZM113 138V139H112ZM118 138V139H117ZM125 138V140H123ZM128 138V139H126ZM134 138V139H133ZM155 138V139H154ZM171 140H170V139ZM175 139L174 141L172 139ZM197 138V139H196ZM202 138V139H201ZM208 138V139H206ZM6 139V140H5ZM35 139V140H34ZM42 139V140H41ZM51 139V140H50ZM55 141H53V140ZM74 139V140H73ZM99 139V140H98ZM118 141H117V140ZM179 139V140H178ZM185 139V140H183ZM189 139V141H188ZM192 139V141H190ZM204 139V140H203ZM206 139V140H205ZM212 139V142H211ZM8 140V141H7ZM50 140V142H48ZM58 140V141H57ZM73 142H72V141ZM98 140V141H97ZM113 140V141H112ZM120 140V141H119ZM122 140V142H121ZM127 140V141H126ZM200 140V141H198ZM219 140V139H218ZM218 140H216L218 142ZM44 143H43V142ZM57 141V142H56ZM62 141V142H61ZM68 141V142H67ZM71 142V146L70 143ZM78 141V142H77ZM93 141V142H92ZM101 141V142H100ZM107 141V142H106ZM167 141V142H165ZM172 143H170V142ZM176 141V142H175ZM178 141V142H177ZM204 141V143H203ZM37 142V144H36ZM46 142V143H45ZM60 144H59V143ZM113 142L115 143V145L113 144ZM127 144H126V143ZM181 145H180V143ZM184 142V143H183ZM193 142H195V147L197 148H193L194 144ZM216 142V143H217ZM4 143V144H3ZM15 143V144H14ZM43 143V145H42ZM50 143V144H47ZM54 143V144H52ZM84 143V144H83ZM106 145H105V144ZM111 143V144H110ZM117 143V144H116ZM125 143V144H124ZM169 143L172 144V146L175 147L173 148L172 146H170V149L172 147L171 151L169 149V147H167ZM174 143V144H173ZM178 143V144H176ZM183 143V144H182ZM187 143V144H186ZM211 143V144H210ZM37 148H35L36 146ZM42 145L39 147V145ZM52 144V145H51ZM83 144V145H82ZM90 146H88V145ZM137 144L139 146H137ZM185 144V145H184ZM191 144V146L189 145ZM197 145L202 144V146L200 145V147L198 148ZM207 144L210 145L212 148H208L210 146L207 147ZM18 145V146H15ZM51 145V146H50ZM64 148H62V146ZM87 145V146H85ZM108 145V146H107ZM112 145V146H111ZM130 145V146H129ZM178 145V147H177ZM193 145V146H192ZM2 146V147H1ZM4 146V147H3ZM6 146V147H5ZM9 146V147H8ZM32 146V147H31ZM44 146V147H43ZM47 146V147H46ZM49 146V147H48ZM75 146V147H74ZM91 146H93L91 148ZM107 146V147H106ZM127 146V147H126ZM182 146V147H181ZM185 146V148L183 147ZM188 146V147H187ZM23 147V148H22ZM28 147V148H27ZM34 147V148H33ZM40 149H39V148ZM59 147V148H58ZM69 147V148H68ZM73 147V148H71ZM111 147V148H110ZM125 147V148H124ZM191 147V148H190ZM202 147V148H201ZM30 148V149H29ZM90 148V149H89ZM109 148V149H108ZM138 148V149H137ZM164 148V149H163ZM168 148L170 153H174V154H170L168 153ZM203 148H206V150H204ZM208 148V151H207ZM6 149V150H5ZM32 149V150H31ZM50 149V150H49ZM92 149V150H91ZM103 149V150H102ZM154 149V150H153ZM182 149V150H180ZM188 149V150H186ZM198 149V150H197ZM9 150V151H8ZM15 150V151H14ZM31 150V151H28ZM48 150V151H47ZM54 152H52V151ZM61 152H60V151ZM74 150V151H73ZM78 152H76V151ZM82 150V151H81ZM85 150H87V152L91 153L88 155H85ZM90 150V151H89ZM96 150V151H95ZM135 150V151H134ZM191 150V151H190ZM194 150V152H193ZM204 150V151H203ZM6 151V152H5ZM21 151V152H20ZM42 151V152H41ZM109 151V153H107ZM124 151V152H123ZM157 151V152H156ZM160 151V152H159ZM179 151V152H178ZM186 151V152H185ZM191 153H190V152ZM207 151V152H205ZM216 151V150H215ZM47 152V153H46ZM65 152V153H64ZM73 152V153H71ZM75 152V154H74ZM86 152V153H87ZM95 152V153H94ZM97 152V153H96ZM184 154H182V153ZM217 152V151H216ZM63 153V154H62ZM107 155H106V154ZM111 153V154H110ZM123 153V154H122ZM127 153V154H126ZM168 153V154H167ZM178 153V154H177ZM187 153V154H186ZM199 153V154H198ZM201 153V154H200ZM29 154V155H28ZM32 154V155H31ZM44 154V155H42ZM47 156H46V155ZM52 154V155H51ZM68 154V156H67ZM81 154H83L81 156ZM103 154V155H102ZM114 154V155H113ZM118 154V155H117ZM138 154V155H137ZM157 154V155H156ZM161 154V156H160ZM163 154V155H162ZM170 154V155H169ZM180 154V155H179ZM190 154V155H189ZM204 154V157L202 156ZM17 155V156H16ZM40 155V156H39ZM55 155V156H54ZM59 155V157L57 156ZM77 155V156H76ZM96 157H95V156ZM98 155V156H97ZM173 155L175 160L178 159L180 162H184V163H180L178 160H174ZM179 155V156H178ZM196 155V156H195ZM22 156V157H21ZM42 156V157H41ZM45 156V157H44ZM53 156V157H52ZM63 156V157H62ZM76 158H72V157ZM84 156V157H83ZM86 156V157H85ZM102 156V158H101ZM104 156H108V158H104ZM120 158H119V157ZM128 156V158H127ZM138 156V157H137ZM159 156V157H158ZM176 156V157H175ZM183 156V157H182ZM186 156V157H185ZM195 156V157H194ZM35 157V158H34ZM40 157V159H39ZM51 157V159H50ZM54 157H56L58 160H54ZM62 157V158H61ZM88 157H92L90 160L88 159ZM100 157V158H99ZM109 157H111L110 159H112V161L109 159ZM116 157H118L117 160ZM154 157V158H152ZM162 157V158H161ZM168 157V158H167ZM178 157V158H177ZM181 157V159L179 158ZM190 157V158H189ZM197 157V158H196ZM204 160H202L201 158ZM208 157V161L207 158ZM41 158H43L41 160ZM97 158V159H96ZM122 158V159H121ZM165 158V160H164ZM188 158V159H187ZM8 159V160H7ZM34 159V160H32ZM66 163H65V160ZM74 161H72V160ZM77 159V160H76ZM101 161H100V160ZM103 161L105 162H102ZM109 159V160H108ZM116 159V160H114ZM170 159V160H169ZM186 159V160H185ZM190 159V160H189ZM194 159V160H193ZM41 160V163H40ZM54 160V161H53ZM76 160V161H75ZM80 160V161H79ZM87 160V161H86ZM122 160V161H120ZM145 160V161H144ZM160 162H159V161ZM163 160V161H162ZM168 160V161H167ZM196 160V164L194 163V161ZM199 160V161H198ZM201 160V161H200ZM33 164L31 165L30 162ZM39 161V162H38ZM44 161H47L46 163ZM51 161H53L51 163ZM57 161V162H56ZM62 161V162H61ZM89 161V162H88ZM100 161V162H99ZM110 161V163L108 162ZM114 161V162H113ZM158 161V162H156ZM164 161H167L169 163V165L165 164ZM193 161V162H192ZM38 162V163H36ZM61 164H59V163ZM71 162V163H70ZM76 162V163H74ZM94 162V163H93ZM118 162V163H117ZM155 162V163H154ZM176 162V164H175ZM188 162V163H187ZM40 163V164H39ZM42 163L44 165H42ZM57 163V164H56ZM90 163V164H88ZM107 163V165H106ZM114 163V165H113ZM194 163V166L192 165ZM198 163V164H197ZM30 164V165H28ZM37 164V165H34ZM59 164V165H58ZM68 164V165H67ZM84 164V165H83ZM93 164V165H91ZM95 164V165H94ZM100 164V165H99ZM148 164V165H147ZM204 164V165H203ZM206 164V166H205ZM207 164L210 165L208 166V170L204 169L205 167H207ZM39 165V166H38ZM54 165V166H52ZM72 165V166H71ZM77 165V166H76ZM83 165V167L81 166ZM85 165H89L92 167V169H90V167L85 166ZM98 165V166H97ZM103 165V166H102ZM106 165V166H104ZM113 165V166H112ZM171 165V166H170ZM189 165V166H188ZM192 165V167H191ZM197 165H201V166H197ZM18 166V167H17ZM34 166V167H33ZM38 166V169H37ZM50 166V168H49ZM71 166V167H70ZM105 168H102V167ZM111 166V167H110ZM148 166V167H147ZM151 168H150V167ZM170 166V167H169ZM197 166V167H196ZM42 167V168H41ZM46 167V168H45ZM53 169H52V168ZM63 167V168H62ZM65 167V169H64ZM68 167V168H67ZM75 169H73V168ZM83 170H82V168ZM158 167V168H157ZM163 167V168H162ZM188 169H187V168ZM17 168V169H16ZM48 168V169H47ZM56 168V169H55ZM62 168V170H61ZM86 168V170L84 169ZM99 168V169H98ZM111 168V170H110ZM166 170H165V169ZM174 168V169H173ZM192 168V169H190ZM195 168V169H194ZM198 168V169H197ZM201 170H200V169ZM42 169V170H41ZM46 169V170H45ZM51 169V170H50ZM55 169V170H54ZM72 169V170H71ZM90 169V170H89ZM140 169V170H139ZM182 169V170H181ZM185 169V170H184ZM197 169V170H196ZM49 172H48V171ZM54 170V171H53ZM57 170V171H56ZM66 170V171H65ZM69 170V171H68ZM94 170V171H93ZM103 170V171H102ZM181 172H180V171ZM194 170V171H193ZM196 170V171H195ZM23 171V172H22ZM56 171V172H55ZM60 171H63L60 173ZM66 173H65V172ZM86 171V172H85ZM90 171V172H89ZM93 171V174H92ZM109 171V172H108ZM112 171V172H111ZM118 171V172H117ZM122 171V172H121ZM132 171V172H131ZM151 171V172H150ZM176 171V172H174ZM198 171H199V176H198ZM202 171V172H201ZM206 171V172H204ZM36 172V173H35ZM40 172V173H39ZM82 172V173H81ZM89 172V174H88ZM100 172V174H99ZM121 172V173H120ZM131 172V173H130ZM134 172V173H133ZM137 172V173H136ZM183 172V174H182ZM191 172V173H190ZM197 172V173H196ZM19 173V174H18ZM25 173V174H24ZM28 173V175H27ZM40 174V177L38 174ZM46 173V174H45ZM54 173V174H53ZM56 173V174H55ZM58 173V174H57ZM80 173V174H79ZM87 173V174H85ZM105 175H104V174ZM115 173V174H114ZM124 173V174H123ZM162 173V174H161ZM169 173V176H168ZM173 173V174H172ZM182 177H181V174ZM207 175H205V174ZM23 174V175H22ZM37 174V176H36ZM53 174V175H52ZM65 174V175H64ZM83 174V175H82ZM92 174V175H90ZM102 174V175H101ZM138 174V175H137ZM154 174V175H153ZM156 174V175H155ZM160 174V175H159ZM175 174V175H174ZM177 174V175H176ZM193 174V175H192ZM196 174V175H195ZM48 175V177L46 176ZM51 175V176H50ZM55 175V176H54ZM72 175V176H71ZM86 175V176H85ZM95 175V176H94ZM100 175V176H99ZM112 175V176H111ZM114 175V176H113ZM117 175V176H116ZM140 175V176H139ZM171 175V176H170ZM192 175V177H191ZM203 175V176H202ZM214 175V176H213ZM218 175V176H217ZM75 176V178L73 177ZM97 176V178H96ZM107 176H111V178L107 177ZM120 176V177H119ZM146 176V177H145ZM180 176V177H179ZM184 176V177H183ZM187 176V177H185ZM201 176V177H200ZM30 177V178H29ZM47 179H46V178ZM52 177V178H51ZM54 177V178H53ZM58 177V179H57ZM61 177V178H60ZM69 177V178H68ZM73 177V178H72ZM81 177V178H80ZM95 177V179H94ZM113 177V180H112ZM141 177V178H140ZM157 177V178H156ZM171 177V179H170ZM178 177V178H177ZM191 177V178H189ZM209 179H207V178ZM213 177H215V183L213 182ZM79 178V179H78ZM83 178V179H82ZM118 179L116 181V179ZM128 178V179H127ZM164 178V179H163ZM168 178V179H167ZM196 178V179H194ZM204 178V179H203ZM18 179V180H16ZM35 179V180H34ZM46 179V181L44 180ZM56 181H53V180ZM108 179V180H107ZM136 179V180H135ZM138 179V180H137ZM159 179V180H158ZM174 179V180H173ZM206 179V180H205ZM33 180V181H32ZM41 180V181H40ZM52 180V181H51ZM68 180V181H67ZM71 180V182H70ZM105 180V181H104ZM129 180V181H128ZM135 180V181H134ZM20 181V182H19ZM75 181V182H74ZM87 181V182H86ZM93 181V182H92ZM99 181V182H98ZM116 181V182H115ZM124 183H123V182ZM131 181V182H130ZM148 181V182H147ZM164 181V182H163ZM23 182V184H21ZM57 182V183H56ZM61 182V184H60ZM69 182V183H68ZM78 182V184L76 185V183ZM102 182V184L100 183ZM104 182V183H103ZM109 182V183H108ZM134 182V184H133ZM136 182V183H135ZM140 182V183H138ZM167 182V183H165ZM170 182V183H168ZM177 182V183H176ZM218 184H217V183ZM20 183V184H19ZM43 183V184H42ZM45 183V184H44ZM49 183L52 184V187ZM73 183V184H72ZM83 183V184H81ZM131 183V184H130ZM142 183V184H141ZM159 183V184H158ZM162 183V184H161ZM176 183V184H175ZM197 183V184H196ZM199 183V184H198ZM204 186H203V184ZM211 183V184H210ZM48 185V186H44V185ZM60 184V185H59ZM69 184H71L70 186H68ZM80 184V185H79ZM99 184V185H98ZM172 184V185H171ZM174 184V185H173ZM207 184V185H206ZM216 188H215V186ZM18 185V186H16ZM29 185V186H28ZM32 185H34L32 187ZM56 185V186H55ZM74 185V186H73ZM86 187H85V186ZM108 185V186H106ZM129 185V186H128ZM141 185V186H140ZM182 185V186H181ZM212 185V186H211ZM218 185V186H217ZM20 186V188H19ZM28 186V187H25ZM56 188H55V187ZM58 186V187H57ZM67 186L69 188H67ZM76 186H78L76 188ZM84 186V187H83ZM90 186V187H89ZM102 186V187H101ZM113 186V187H112ZM136 186V187H135ZM149 186V188H148ZM162 186V187H161ZM164 186H167L166 189L164 188ZM172 186V187H171ZM175 186V188H174ZM180 186V188H179ZM193 188H192V187ZM31 187V188H30ZM48 187V188H47ZM54 187V188H53ZM72 190H71V188ZM100 187V188H99ZM123 187V188H122ZM138 187V188H137ZM161 187V188H160ZM182 187V188H181ZM198 187V188H197ZM204 187V188H203ZM220 187V188H219ZM20 190H19V189ZM42 188V189H41ZM47 188V189H46ZM53 188V189H52ZM58 188V190H57ZM87 188V189H86ZM89 188V189H88ZM103 188V189H102ZM112 188V189H111ZM116 188V189H115ZM177 188V191H176ZM179 188V189H178ZM201 188V189H200ZM215 188V189H214ZM219 188V190H218ZM38 189V190H37ZM45 189V190H44ZM62 189V191H61ZM65 189V190H64ZM69 191H68V190ZM76 189V190H75ZM83 189V192H82ZM85 189V190H84ZM99 189V190H98ZM124 189V191H123ZM138 189V190H136ZM165 192H164V190ZM169 189V190H167ZM172 189V190H171ZM207 189V190H206ZM16 190V191H15ZM28 190V191H27ZM36 191L34 193V191ZM43 190V191H42ZM56 190V191H55ZM87 190V191H86ZM91 190V191H89ZM95 190V191H94ZM118 190V191H117ZM135 190V191H133ZM154 190V191H153ZM205 190V191H204ZM18 191V192H17ZM48 191V192H47ZM53 191V192H52ZM78 191V193H77ZM86 191V192H85ZM159 191V192H158ZM164 193V195L160 192ZM169 191V192H167ZM172 191V192H171ZM174 191V192H173ZM186 191V193H185ZM217 191V192H216ZM220 191V192H218ZM51 192V193H49ZM66 192V193H65ZM72 192V193H71ZM90 192V193H89ZM108 192V193H107ZM124 192V193H122ZM139 194H138V193ZM171 192V193H170ZM175 195V193H177ZM180 192V195H179ZM50 195H49V194ZM53 193V195H52ZM69 193V196H68ZM71 193V195H70ZM77 195H76V194ZM83 193V194H82ZM129 193V194H128ZM136 193L138 195H136ZM145 193V194H144ZM174 193V194H173ZM182 193V194H181ZM208 193V194H207ZM18 194V195H17ZM32 194V196H31ZM35 194L37 195V197L35 196ZM48 194V195H47ZM56 194V195H55ZM66 194V195H65ZM75 194V195H74ZM91 194V196H90ZM97 194V195H96ZM101 194V195H100ZM103 194V195H102ZM128 194V195H126ZM134 196H133V195ZM148 194V195H147ZM162 194V195H161ZM173 194V195H172ZM200 194V195H199ZM220 194V195H219ZM65 195L63 198L61 196ZM89 195V198H88ZM94 195V196H93ZM96 195V196H95ZM109 195L111 197H109ZM126 195V196H125ZM178 195V196H177ZM196 195L197 198H194ZM207 195V198H206ZM16 196V197H15ZM34 196V197H33ZM40 196V197H39ZM46 196V198H45ZM67 196V198H66ZM77 196V197H76ZM86 196V197H85ZM104 196V197H103ZM115 196V197H114ZM128 196V198H126ZM131 198H130V197ZM142 196V199L140 198ZM158 196V197H157ZM164 196V198H163ZM168 196V197H167ZM176 198H175V197ZM203 196V198L201 197ZM209 196V197H208ZM212 196V197H211ZM218 196V197H217ZM51 197V198H50ZM96 199H94V198ZM113 197V198H112ZM160 197V198H159ZM182 197V198H181ZM185 197V198H184ZM189 197V198H187ZM214 197V200H213ZM219 199H217V198ZM31 198V199H30ZM38 200H37V199ZM53 200H50V199ZM71 200H70V199ZM81 198V199H80ZM91 198V200H89ZM112 198V199H111ZM118 198V199H117ZM134 198V199H132ZM153 200H152V199ZM168 198V200H167ZM211 198V199H210ZM22 199V200H21ZM40 199V200H39ZM69 199V200H68ZM76 199V200H75ZM99 199V200H98ZM132 199V201H131ZM144 199V201H143ZM163 199V200H162ZM175 199V200H174ZM192 199V201H191ZM197 199V200H196ZM203 201H202V200ZM218 202H216L217 200ZM221 199V200H220ZM31 200V201H30ZM83 200V201H82ZM89 200V201H88ZM94 200H98V201H94ZM104 200V201H103ZM116 200V201H115ZM130 200V201H129ZM167 200V201H164ZM187 200V201H185ZM194 200V201H193ZM208 200V201H207ZM211 200V201H210ZM23 201V202H22ZM34 201V202H33ZM47 201V204L46 202ZM68 201V202H67ZM73 201V203H71ZM79 201V202H78ZM86 201V202H85ZM114 201V202H113ZM130 204H128V202ZM136 201V202H135ZM146 201V203H144ZM151 201V203H149ZM163 201V202H162ZM182 201V204H181ZM191 201V202H190ZM105 202V203H104ZM114 204H113V203ZM135 202V205H134ZM165 202H169L168 206L167 203ZM174 202V203H173ZM191 205H190V203ZM216 202V203H215ZM31 203V204H30ZM51 206H50V204ZM67 203V204H66ZM69 203V204H68ZM91 203V204H90ZM114 207H112L110 204ZM154 203V206L152 205ZM165 203V204H164ZM171 203V204H170ZM214 203V204H213ZM37 204V205H36ZM40 206H39V205ZM54 204V205H53ZM73 204V205H72ZM85 204V205H84ZM98 204V205H97ZM106 204V205H105ZM120 205V206H117ZM128 204V205H127ZM170 204V205H169ZM176 204V205H175ZM186 204V206H185ZM203 204V205H202ZM212 204V205H210ZM217 204V205H216ZM24 205V206H23ZM36 205V206H35ZM53 205V206H52ZM98 207H97V206ZM123 205V206H122ZM149 205V206H148ZM165 205V206H164ZM173 205V206H172ZM184 207V210L181 208ZM190 205V206H189ZM197 205V206H196ZM200 205V206H199ZM205 205V206H204ZM214 205V206H213ZM35 209V211L32 209ZM51 208H50V207ZM67 206V207H66ZM75 206V207H74ZM80 206V207H79ZM85 206V207H84ZM94 208H93V207ZM125 206V207H124ZM130 206V207H129ZM135 206V207H134ZM140 206V207H139ZM145 206V207H144ZM189 206V208H187ZM204 206V208H203ZM208 206V207H207ZM39 207V208H38ZM102 207V208H101ZM109 207H111V209H109ZM121 209H120V208ZM155 207V208H154ZM158 207V208H157ZM169 209H167V208ZM173 207V208H172ZM199 207V208H196ZM218 207V208H217ZM56 211H54L53 210ZM93 210H90V209ZM97 208V209H96ZM101 208V209H100ZM118 208V209H117ZM129 208V210H128ZM143 208V209H142ZM145 208V209H144ZM161 211H160V209ZM170 208L171 211H170ZM179 208V209H178ZM181 208V209H180ZM211 208V209H210ZM216 210H215V209ZM78 209V210H77ZM96 209V210H95ZM99 209L101 211H99ZM113 209V211H111ZM115 209V210H114ZM125 209V210H124ZM155 209V210H154ZM167 209V210H165ZM176 209V210H175ZM194 209V211H193ZM206 209V210H205ZM218 209V210H217ZM39 210V211H38ZM43 210V213H42ZM121 210V211H120ZM136 210V211H135ZM139 210V211H138ZM142 210V211H141ZM145 210V211H144ZM159 210V211H158ZM165 210V211H164ZM178 210V211H177ZM180 210H182V212H180ZM188 210V211H186ZM199 210V211H198ZM209 210V211H208ZM215 210V211H214ZM29 211V212H28ZM38 211V212H37ZM73 213L70 215L69 214ZM77 211V212H76ZM131 211V213L129 212ZM163 211V212H162ZM176 211V212H175ZM193 211V212H192ZM196 211V212H195ZM205 211L207 213H205ZM217 211V212H216ZM222 211V213H221ZM232 211V219L230 221L229 227H231L232 229H230V233L233 235H235V231H236V222L233 221L235 220V210H231ZM31 212V214H29ZM37 212V213H36ZM55 212V213H54ZM113 212H116L115 215L113 214ZM136 212V213H135ZM153 212V213H152ZM186 214H184V213ZM199 214H198V213ZM209 212V213H208ZM216 213V214H213ZM33 213V214H32ZM77 213V214H76ZM101 215H100V214ZM105 213L107 215H105ZM128 213V214H126ZM156 213V216H154ZM160 213V214H159ZM175 213V214H174ZM177 213V214H176ZM196 213V214H195ZM204 213V214H203ZM27 214V215H25ZM66 214V215H65ZM69 214V215H68ZM119 214V215H118ZM135 214L137 216H135ZM146 214V215H145ZM161 215L159 218V215ZM172 214V215H171ZM179 214V215H178ZM191 214V217H189ZM55 215V216H54ZM97 215V216H96ZM105 215V216H104ZM145 215V217H144ZM171 215V216H169ZM181 215V216H180ZM184 215V216H183ZM188 215V216H187ZM197 215V216H196ZM204 215V216H203ZM33 216V218H32ZM61 216V217H60ZM90 216V219H89ZM104 216V217H103ZM132 216V217H131ZM140 216V217H139ZM173 216H175L173 218ZM197 218H196V217ZM216 216V217H215ZM75 217V218H74ZM79 217V218H78ZM88 217V218H87ZM91 217L92 220L91 221ZM168 217V218H165ZM183 217V218H182ZM200 217V218H199ZM202 217V218H201ZM234 217V218H233ZM43 218V219H41ZM57 218V219H56ZM67 218V219H66ZM78 218V220H77ZM82 218V219H81ZM95 218V219H94ZM124 218V219H123ZM130 218V219H128ZM140 218V219H138ZM196 220H195V219ZM207 218V219H206ZM213 218V219H212ZM220 218V219H219ZM38 219L40 220V222L38 221ZM70 221H69V220ZM76 221H75V220ZM132 219V220H131ZM159 219V220H158ZM168 219V220H167ZM173 219V220H172ZM175 219V220H174ZM184 219V220H183ZM187 219V220H186ZM31 220V221H30ZM37 220V222H36ZM54 220V221H53ZM88 220V221H87ZM98 220V221H97ZM101 220V221H99ZM156 220V221H155ZM177 220V221H176ZM181 220V221H180ZM186 220V221H185ZM192 220V221H191ZM198 220V221H197ZM201 220V221H199ZM211 220V221H208ZM30 221V222H29ZM66 221V223H65ZM68 221V224H67ZM85 221V222H84ZM107 221V222H106ZM131 221V222H130ZM148 221V222H147ZM175 221V222H174ZM196 221V224L194 223ZM219 221V222H217ZM233 221V222H232ZM40 223V226L37 225ZM45 222V224H44ZM47 222V223H46ZM56 222V223H55ZM58 222L60 223V225L58 224ZM75 222V223H74ZM78 222V223H77ZM89 222V224H88ZM96 222V224H95ZM139 222V223H138ZM155 222L157 223V225L155 224ZM173 222V223H171ZM183 222V224L181 223ZM200 222V223H199ZM203 222V223H202ZM37 223V224H36ZM42 223V224H41ZM53 223V224H52ZM74 223V224H73ZM80 223V224H79ZM92 223V224H91ZM112 223V225H111ZM115 223V224H114ZM117 223V224H116ZM132 223V224H131ZM135 223L137 225H135ZM168 223V224H167ZM176 223V224H175ZM177 223H179L177 225ZM186 223V224H185ZM189 223V224H188ZM211 223V224H210ZM222 223V224H221ZM36 224V225H35ZM44 224V226H43ZM50 224V225H49ZM52 224V225H51ZM62 224V226H61ZM66 224V226H65ZM84 224V225H83ZM105 224H109V225H105ZM126 224V225H125ZM163 224V226H161ZM198 224V225H197ZM209 224V225H206ZM33 225V226H32ZM82 226L79 227L78 226ZM87 226L86 230L85 227ZM90 225V226H88ZM92 225V227H91ZM96 225V226H95ZM106 229H105V227ZM115 225V227H114ZM132 225V226H131ZM135 225V226H134ZM159 225V228L163 227L160 229L161 232H158L159 229H157ZM180 225V226H179ZM184 225H187L185 227H183ZM192 225V226H191ZM204 225V226H203ZM216 225V227L214 226ZM35 226V228H37L35 230H33V227ZM73 226V227H72ZM77 226V228H75ZM85 226V227H83ZM101 226V228H99ZM109 226V227H108ZM124 226V227H123ZM151 228H150V227ZM156 226V227H155ZM212 226V228L210 227ZM39 227V228H38ZM52 227V228H51ZM119 227V228H118ZM175 227V228H174ZM192 227V228H191ZM196 227L198 230H196ZM209 227V228H208ZM215 227V228H214ZM220 227V228H219ZM45 228V229H43ZM49 228V230H48ZM73 228V229H72ZM102 229L101 231L98 229ZM111 228V229H110ZM115 228V229H114ZM134 228V229H133ZM139 230H137V229ZM156 228V229H155ZM173 228V229H172ZM223 228V229H222ZM54 231H53V230ZM82 229L83 233H82ZM115 231H114V230ZM117 229V230H116ZM119 229V230H118ZM135 229L137 231H135ZM155 229V230H154ZM165 229V230H163ZM169 229V230H168ZM187 229V230H186ZM192 229V230H190ZM200 229V231H199ZM206 229V230H205ZM30 230V232L28 231ZM43 230V231H42ZM97 230V231H95ZM106 230V231H105ZM121 230V231H120ZM173 230V231H172ZM175 230V231H174ZM177 230V233H175ZM183 230V231H182ZM205 230V231H204ZM34 231V232H33ZM59 233H57V232ZM60 231L63 233H60ZM85 231V232H84ZM95 231V232H94ZM100 231V232H99ZM110 231V232H109ZM113 231V233H111ZM124 231V232H122ZM135 231V232H134ZM156 233H155V232ZM163 231V233H162ZM174 233H172V232ZM182 232L179 233V232ZM212 231V232H210ZM45 232L47 233V236L45 234ZM50 232V233H49ZM52 232V233H51ZM76 232H78L77 234H75ZM91 232V233H88ZM97 232V233H96ZM100 236H99V233ZM105 232V233H104ZM118 232V233H117ZM151 232V233H148ZM184 232V233H183ZM200 232V233H199ZM44 233V234H43ZM55 233V234H54ZM95 235H94V234ZM101 233H102V237H101ZM110 233V234H108ZM131 233V235H130ZM155 237H154V235ZM167 233V234H165ZM170 233V235H169ZM207 233V234H206ZM212 233V234H210ZM35 236H34V235ZM73 234V235H72ZM85 234V235H83ZM93 234V235H92ZM120 236H119V235ZM129 234V235H128ZM142 234V235H141ZM157 234V236H156ZM181 234V235H180ZM192 234V235H191ZM217 234V235H216ZM221 234H223L221 236ZM230 234V235H231ZM51 238H50V236ZM94 237V238H92ZM110 235V236H109ZM112 235V236H111ZM116 235V236H114ZM118 235V236H117ZM124 235V236H122ZM137 235V236H136ZM163 235V236H162ZM176 235V237L174 236ZM183 235V236H182ZM207 235V236H206ZM210 237H209V236ZM56 238H55V237ZM78 236V238H77ZM84 236V237H83ZM114 236V237H113ZM127 236V237H126ZM161 236V237H159ZM169 236V237H167ZM172 236V237H170ZM186 236V238H185ZM45 237V238H44ZM59 237V240H58ZM82 237V238H81ZM91 237V238H89ZM97 237V238H96ZM112 237V238H111ZM117 237V238H116ZM120 237V239L118 238ZM129 237V238H128ZM153 237V239H152ZM161 239V241H159V239ZM193 237V238H192ZM212 237V238H211ZM218 237V238H216ZM67 238V240L65 239ZM85 238V239H84ZM122 238V240H121ZM138 238V239H137ZM199 239V241L197 242V239ZM215 238V239H214ZM43 239V240H42ZM90 239V240H89ZM97 239V241H96ZM99 239V240H98ZM101 239V240H100ZM109 241H108V240ZM116 239V240H115ZM144 239V240H143ZM152 239V241H151ZM155 239H158L157 241L160 243H158ZM167 242H165V240H167ZM185 239V240H184ZM187 239V240H186ZM192 239V240H191ZM46 240V241H45ZM50 242H49V241ZM56 240V242H55ZM84 240V241H83ZM89 240V241H87ZM94 242H93V241ZM118 240V241H117ZM126 240V241H124ZM133 242H132V241ZM174 240V241H173ZM183 240V241H182ZM201 240V241H200ZM213 240V241H212ZM43 241V242H42ZM71 241V243H69ZM116 241V242H115ZM122 241V242H121ZM129 241V242H128ZM154 241H156L157 244L161 245H157L154 243ZM178 241V242H176ZM193 241V243H192ZM60 244H59V243ZM68 242V243H67ZM96 242H97V246H96ZM113 242V243H112ZM127 242V243H126ZM142 242V243H141ZM151 242V243H150ZM164 242V243H163ZM169 242V243H168ZM201 244H200V243ZM219 242V243H218ZM75 243V244H74ZM82 243V244H81ZM90 244V246L88 244ZM93 243V244H92ZM102 243V244H100ZM109 243V244H108ZM123 243V244H122ZM126 245H125V244ZM132 243V244H131ZM153 243V244H152ZM171 243V244H170ZM174 243V244H173ZM184 246L181 245V244ZM184 243V244H183ZM209 243V244H207ZM44 244V245H43ZM85 244V245H84ZM127 244H129V246H127ZM156 248H155V245ZM165 245L164 247H162L163 245ZM220 244V245H219ZM57 245V246H55ZM67 245V246H66ZM91 247L90 249L87 250V248ZM93 245V246H92ZM121 245V246H120ZM125 245V246H124ZM171 245V246H170ZM212 245L211 248H209ZM30 246V247H29ZM36 246V247H35ZM52 246V248L50 247ZM62 246V247H61ZM68 247V249L66 247ZM84 248H83V247ZM86 246V247H85ZM96 246V247H95ZM112 246V247H111ZM134 246V247H133ZM145 246V247H144ZM153 246V249H151V247ZM176 246V247H175ZM180 246V247H178ZM196 246V247H195ZM202 246V247H201ZM209 246V247H208ZM46 247V248H45ZM57 247V248H56ZM61 247V248H60ZM73 247V248H72ZM79 247V248H78ZM82 247V248H81ZM95 247V248H94ZM101 249H99V248ZM114 247V249H113ZM121 247V248H120ZM128 248V251L126 250ZM142 247V248H141ZM158 247V248H157ZM162 247V248H161ZM173 247V248H172ZM182 247V248H181ZM199 247V248H198ZM214 247V248H213ZM32 248V249H31ZM51 248V249H49ZM54 248V249H53ZM140 248V249H139ZM165 248H169V252L167 249ZM187 248V249H186ZM205 248V249H203ZM207 248L209 249V251L207 250ZM218 248V249H217ZM75 249V250H74ZM78 249V251H77ZM103 249V250H102ZM137 249V250H135ZM165 249V250H164ZM184 249V251H183ZM193 249V250H192ZM216 249L217 251L220 249V252L214 250ZM42 250V251H41ZM90 250V251H89ZM150 250V251H149ZM172 252H171V251ZM206 250V251H205ZM65 251V252H64ZM142 251V252H141ZM146 251V252H145ZM159 251V252H158ZM167 251V252H165ZM187 251V252H185ZM194 251V254H192V252ZM214 253V259L212 252ZM216 251V253H215ZM59 252V253H58ZM65 254H64V253ZM74 252V253H73ZM89 252H93V253H89ZM101 254H100V253ZM104 252V253H103ZM108 252V254H107ZM135 252V253H134ZM174 252V253H173ZM197 252V253H196ZM204 252V253H203ZM209 252V253H208ZM54 253V254H53ZM59 255H58V254ZM67 253H69L67 255ZM73 253V254H71ZM134 253V254H133ZM151 253V254H150ZM171 253V254H170ZM182 253V254H181ZM186 253V254H185ZM40 254V255H39ZM56 254V255H55ZM64 256H63V255ZM74 254H75V259H74ZM110 254V255H109ZM141 256H140V255ZM156 254L155 257H153ZM176 254V255H175ZM178 254V255H177ZM207 254V255H206ZM209 254V255H208ZM46 255V256H45ZM53 255V256H50ZM72 255L73 258H71ZM92 257H91V256ZM100 255V256H99ZM148 255V256H147ZM152 255V256H151ZM165 255H168L167 257H165ZM170 255V257H169ZM188 255V256H187ZM191 255V256H190ZM204 255V256H203ZM206 255V256H205ZM50 256V257H49ZM62 256V257H61ZM84 256V258H83ZM88 258H87V257ZM95 256V257H94ZM108 256V257H107ZM150 256V257H149ZM173 256H175L173 258ZM183 256V257H182ZM185 256V258H184ZM211 258H209V257ZM46 257V259H45ZM53 257V259H52ZM57 257V258H56ZM59 257V258H58ZM65 257V258H64ZM82 257V259L80 258ZM97 257V258H96ZM100 257V259H99ZM102 257V258H101ZM160 257V258H159ZM188 257V258H187ZM191 259H190V258ZM193 257V258H192ZM195 257V258H194ZM197 257V258H196ZM50 258V260H49ZM71 258V259H70ZM78 258V259H77ZM91 258V259H89ZM107 258V259H106ZM110 258V260H109ZM150 258V259H149ZM153 258V259H152ZM170 258V259H169ZM184 258V259H183ZM209 260H213L210 262H207L208 259ZM58 261H57V260ZM83 260L82 262L80 261ZM99 259V260H98ZM103 259V261H102ZM162 261H161V260ZM178 259V260H177ZM182 259V260H181ZM189 259V260H188ZM194 259V262L193 260ZM205 259V260H204ZM60 260V261H59ZM74 260V261H73ZM87 260V262H86ZM89 260L91 261L89 263ZM109 260V261H108ZM168 260V261H167ZM174 260V261H171ZM176 260V262H175ZM192 260V261H191ZM200 260V263H199ZM215 262L217 263H214ZM99 261V262H98ZM121 261V263H120ZM129 261V262H128ZM165 261V262H164ZM196 261V262H195ZM47 262V263H46ZM54 262V263H53ZM59 262V263H58ZM94 262V263H93ZM179 262V263H178Z\"/></svg>", "mask_w": 264, "mask_h": 264}, {"label": "bare ground", "instance_id": "2", "mask_svg": "<svg viewBox=\"0 0 264 264\" xmlns=\"http://www.w3.org/2000/svg\"><path fill=\"white\" fill-rule=\"evenodd\" d=\"M12 1V0H11ZM16 1V0H15ZM19 1V0H18ZM21 1V0H20ZM19 1V2H20ZM24 2L26 1L27 2V0H23ZM30 1V0H29ZM28 1V2H29ZM32 1V0H31ZM30 1V2H31ZM34 1V0H33ZM44 1V0H43ZM48 1V0H47ZM51 1V0H50ZM57 1H59V0H57ZM74 1V0H73ZM76 1V0H75ZM80 1V0H79ZM83 1H85V0H83ZM87 1V0H86ZM92 1V0H91ZM94 1V0H93ZM105 1V0H104ZM139 1V0H138ZM171 1V0H170ZM169 1V2H170ZM173 1V0H172ZM175 1V5L176 6H179L180 4L182 5V7H183V3H186V2H188V1H182L183 3H180V0H174ZM202 1V0H201ZM201 1H199V0H189V2H188V10H187V12H185V10H184V13H182L183 12V10L180 12L181 14H179L178 15V13H179V11L178 12H176L177 13V20H176V18L175 17H173V15H176V13L174 14L173 12H171V13H173L171 16L173 17V20L175 19V22H176V24H175V28H176V30L174 29V31H176L177 32V36H179L178 38L180 39V41H178V40H176V41H178V43L175 41V43H177L176 44V46L177 47H179V46H181L182 47V52H179V50L177 51V49H175V51L176 52H179L180 54H182V59H179V58H177V59H179V60H176L175 61V57H174V60H172L173 59V57L172 58H170V60H172V61H174L176 64H178V63H180L179 61H181V64L180 65H183V66H186V65H189V63H191L192 65H193V69H195V67H196V69H197V67L200 69V71H197L196 69V71L195 70H193L194 72H200V73H204V75L203 74H201V76H203V78L201 79V78H199V76H198V73H197V76H198V79L199 80H203L204 79V76H205V78L206 79H204V80H206L205 82L203 81H201L202 83H206L205 85H207L206 87V89H207V91H206V100H207V110L205 109L206 107H204L203 109H205V111L203 110V117H204V114L206 115L205 117L207 118V120H205V117L202 119L201 118V121H207V123L206 124H208V130H209V134L208 135H210V134H212V136L211 137H209V138H213L214 139V137H215V142H212V139H211V142H212V144H211V146H214L213 145V143L214 144H216V146H217V149H211V151H210V154H209V152H208V154L206 153V155H209V161H208V157H206L207 158V161H208V163L210 162V165H211V169H209L208 170V166H210V165H208L207 164V167H205L204 169L206 170H208V173H209V171L210 170H212L213 169V171H214V173L213 172H210L209 174V176H211L212 175V173L213 174H215V176H216V173H218L219 174V180L217 179V181H219L220 182V187H221V196H222V204H223V211H224V213H222V211H221V213L224 215V217L222 216V218H224V220H222L223 222L222 223H224V237H222V239H223V241L221 240V241H219L220 243L221 242H223V245H222V243H221V245H222V247H221V249H222V252H221V255H217L218 257L216 258L217 260L220 258V256H221V262H219V261H217V262H219L218 264H264V0H203L202 2ZM35 2V1H34ZM39 2V1H38ZM41 2H42V0H41ZM46 2V1H45ZM49 2V1H48ZM64 2V1H63ZM82 2V1H81ZM109 2V1H108ZM108 2H106V3H108ZM168 2V1H167ZM0 3H1V1H0ZM21 3H23V2H21ZM55 3V2H54ZM58 3V2H57ZM67 3H70V2H67ZM66 3V4H67ZM83 3V2H82ZM81 3V4H82ZM87 3V2H86ZM110 3V2H109ZM119 3H121V2H119ZM2 4H5V3H3L2 2ZM30 4V3H29ZM45 4H47V3H45ZM59 4V3H58ZM61 4H62V2H61ZM71 4V3H70ZM80 4V5H81ZM84 4V3H83ZM83 4L81 5V7L83 6ZM88 4V3H87ZM87 4H85L86 6H87ZM143 4V3H142ZM173 4V5H174ZM187 4V3H186ZM6 5V4H5ZM13 5V4H12ZM11 5V6H12ZM24 5V4H23ZM32 5H33V3H32ZM38 6L40 5V4H37ZM63 5V4H62ZM68 5V4H67ZM75 5H77V4H75ZM85 5H84V7H85ZM116 5V4H115ZM167 5H172V4H167ZM172 5V6H173ZM174 5V6H175ZM3 6V5H2ZM10 5L8 6V7H11ZM15 6V5H14ZM14 6L12 7V8H14ZM17 6V5H16ZM28 6V5H27ZM26 6V7H27ZM51 6L52 5H50V7H49V9L51 8ZM56 6H58L57 4H56ZM64 6V5H63ZM68 6H70V5H68ZM131 6V5H130ZM176 6H175V8L174 9H177L176 8ZM34 7V6H33ZM41 7L43 8V6L41 5ZM46 7H47V5H46ZM53 7H54V5H53ZM59 7V6H58ZM65 7V6H64ZM67 7V6H66ZM65 7V8H66ZM71 7V6H70ZM89 7H90V5H89ZM103 7V6H102ZM109 7H110V5H109ZM117 7V6H116ZM7 8V7H6ZM19 8V7H18ZM21 8V7H20ZM22 8H23V6H22ZM21 8V9H22ZM24 8H25V6H24ZM55 8V7H54ZM54 8H52V9H54ZM101 7L99 6V7H96V8H94L93 9V11H94V14H95V18L96 19H98V22L99 23H102L104 20H105V17H102V16H104V15H101V9H100ZM186 9H187V7H185ZM0 9H2V8H0ZM5 8H3V10H4ZM15 9V8H14ZM31 9H32V7H31ZM31 9L29 10V12L31 11ZM39 9H40V11H41V8H40V6H39ZM52 9H50L51 10V12L52 11H54V10H52ZM61 9V8H60ZM75 9H76V7H75ZM73 10V12H75L76 10ZM77 9H78V7H77ZM100 9V10H99ZM105 9V8H104ZM119 9V8H118ZM124 9V8H123ZM173 9V8H172ZM173 9V10H174ZM181 9V8H180ZM3 10H0V11H3ZM6 11H7V9H5ZM24 11H25V9H23ZM26 10H27V8H26ZM35 10H36V8H35ZM55 10H59V9H55ZM69 10H71V9H69ZM85 10V9H84ZM111 10V9H110ZM167 10V9H166ZM169 10V9H168ZM5 11V12H6ZM14 11V10H13ZM17 11V10H16ZM21 11V10H20ZM34 11V10H33ZM43 11H44V9H43ZM60 11H62V10H60ZM59 11V12H60ZM82 11V10H81ZM112 11V10H111ZM131 11V10H130ZM176 11V10H175ZM9 12H11V11H9ZM28 11H26L25 13H27ZM57 12V11H56ZM66 12H67V10H66ZM72 12V11H71ZM70 12V13H71ZM136 12V11H135ZM7 13V12H6ZM22 13V12H21ZM37 13H41V12H37ZM61 13V12H60ZM89 13V12H88ZM107 13V15H108V12H106ZM114 13V12H113ZM127 13V12H126ZM132 13V12H131ZM133 13H134V11H133ZM1 14H2V12H1ZM1 14H0V16H1ZM18 14V13H17ZM28 14V13H27ZM30 14H31V12H30ZM32 14H33V12H32ZM43 14H45V13H43ZM43 14H41V15H43ZM56 14H58L59 15V13H56ZM69 14V13H68ZM75 14V13H74ZM77 14V13H76ZM75 14V15H76ZM102 14H105V13H103V11H102ZM117 14V13H116ZM167 14V13H166ZM13 15H14V13H13ZM20 15V14H19ZM26 15V14H25ZM34 15V14H33ZM36 15V14H35ZM74 15V16H75ZM87 15V14H86ZM92 15V14H91ZM106 15V14H105ZM107 15H106V19H109V18H107ZM118 15V14H117ZM121 15V14H120ZM127 15V14H126ZM3 16V15H2ZM5 16V15H4ZM9 16V15H8ZM39 16H40V14H39ZM50 16H51V14H50ZM52 16H53V14H52ZM67 16H69V15H67ZM73 16V17H74ZM99 16H100V18H99ZM109 16V15H108ZM6 17V16H5ZM11 17H13V16H11ZM21 17V16H20ZM24 17V16H23ZM26 17V16H25ZM29 17V16H28ZM37 17V16H36ZM43 17V16H42ZM61 17V16H60ZM70 17H72L71 15H70ZM72 17V18H73ZM85 17V16H84ZM83 16H82V18H84ZM104 18L103 19V21L101 22V20H102V18ZM117 17V16H116ZM118 17H120V16H118ZM117 17V18H118ZM122 17V16H121ZM131 17H133V16H131ZM4 17H2V20H0V22H2L3 20L4 21H7V20H5V19H7V18H5V19H3ZM16 18H18V16L16 17ZM40 18V17H39ZM44 18V17H43ZM48 18V17H47ZM46 18V19H47ZM51 20H53L52 19V17H49ZM54 18V17H53ZM61 18H63V17H61ZM69 18V17H68ZM88 17H86V19H87ZM9 19V18H8ZM30 19V18H29ZM28 19V20H29ZM49 19V20H50ZM79 19V18H78ZM114 19V18H113ZM119 20H121L120 18H118ZM124 19H126V17L124 18ZM130 19H132V18H130ZM134 19V18H133ZM26 20V19H25ZM32 20V19H31ZM40 20V19H39ZM38 19H37V21H39ZM45 20V19H44ZM48 20V21H49ZM62 20V19H61ZM65 20V19H64ZM68 20V19H67ZM67 20H66V22H67ZM70 20H72V19H70ZM69 20V21H70ZM88 20V19H87ZM18 21H20V20H18ZM17 21V22H18ZM30 21V20H29ZM36 21V22H37ZM40 21H42V20H40ZM47 21V20H46ZM58 21H60V20H58ZM77 21V20H76ZM80 21H82L81 19H80ZM107 21V20H106ZM116 21H118V20H116ZM115 20H113V22L112 21H110V22H112V23H110V24H107V22H105L106 24H107V26L109 25V27H110V25H114L115 24V22H116ZM169 21V20H168ZM13 22V21H12ZM22 22V21H21ZM24 22V21H23ZM35 22V21H34ZM50 22V21H49ZM52 22V21H51ZM56 22V21H55ZM62 22V21H61ZM74 22V21H73ZM87 22V21H86ZM97 22V23H98ZM119 22V21H118ZM122 22V21H121ZM174 22V23H175ZM5 23V22H4ZM3 23V24H4ZM54 23V22H53ZM76 23V22H75ZM79 23V22H78ZM105 23H103V24H105ZM128 23V22H127ZM131 23H132V21H131ZM5 24H7V26H8V24H10V23H5ZM18 24V23H17ZM27 24V23H26ZM35 24V23H34ZM49 24V23H48ZM55 24V23H54ZM58 25H59V22L57 23ZM84 24H86V23H84ZM83 24V25H84ZM103 24H101V25H103ZM105 24V25H106ZM119 24H121V23H119ZM130 24V23H129ZM171 24H173V23H171ZM14 25H15V23H14ZM19 25H20V23H19ZM38 25H40L39 23H38ZM41 25H44V24H41ZM49 25H51V24H49ZM72 25V24H71ZM98 25V24H97ZM117 24H115V26H116ZM133 25V24H132ZM168 26H169V24H167ZM174 25V24H173ZM0 26H3V25H1L0 24ZM6 26V25H5ZM6 26V27H7ZM15 26H17V25H15ZM15 26H13L14 27V29H15ZM23 26H24V24H23ZM48 26V25H47ZM77 26V25H76ZM111 26V27H112ZM119 26V25H118ZM123 26V25H122ZM20 27H22V26H20ZM26 27V26H25ZM58 27V26H57ZM101 27V26H100ZM133 27H135V26H133ZM1 29H2V27H0ZM8 28V27H7ZM29 28V27H28ZM46 28V27H45ZM70 28H71V26H70ZM84 28V27H83ZM105 28V27H104ZM107 28V27H106ZM105 28V29H106ZM113 28V27H112ZM127 28V27H126ZM130 28V27H129ZM36 29V28H35ZM40 29V28H39ZM42 29V28H41ZM44 29V28H43ZM57 29V28H56ZM59 29V28H58ZM71 29H74V27L73 28H71ZM82 29V28H81ZM86 29V28H85ZM103 29V28H102ZM102 29H100V31L102 32V34H103V31H102ZM115 29V28H114ZM124 29V28H123ZM122 29V30H123ZM168 28H165V30H167ZM13 30V29H12ZM45 30V29H44ZM47 30V29H46ZM63 30V29H62ZM66 30V29H65ZM90 30V29H89ZM98 30V31H97ZM97 36H98V34H99V29L97 28ZM116 30V29H115ZM114 30V31H115ZM119 30H120V28H119ZM126 30V29H125ZM171 30H172V27H171ZM10 31H11V29H10ZM18 31V30H17ZM26 31V30H25ZM27 31H29V29L27 30ZM26 31V32H27ZM39 31V30H38ZM48 31V30H47ZM108 31V30H107ZM106 30L104 31V32H107ZM113 31V30H112ZM118 31V30H117ZM168 31H169V29H168ZM4 32H6V31H4ZM13 32H14V30H13ZM16 32V31H15ZM23 32V31H22ZM25 32V33H26ZM36 32V34H37V31H35ZM35 32H34V34H35ZM43 32V31H42ZM52 31H50V33H51ZM56 32V31H55ZM60 32H61V28H60ZM67 32V31H66ZM69 32H70V30H69ZM101 32H100V34H101ZM111 32V31H110ZM120 32V31H119ZM118 32V33H119ZM175 32V33H176ZM2 33V32H1ZM29 33V32H28ZM39 33V32H38ZM61 33H64L63 31L61 32ZM81 33V32H80ZM96 33H95V36H96ZM124 33V32H123ZM122 33V34H123ZM127 33V32H126ZM133 33V32H132ZM168 33H170V31L168 32ZM7 34V33H6ZM44 34H45V32H44ZM57 34V33H56ZM86 34V33H85ZM92 34V33H91ZM99 34V35H100ZM113 34V33H112ZM171 34V33H170ZM170 34H165V36H167V35H170ZM10 35V34H9ZM12 35V34H11ZM40 35H42V34H40ZM48 35V34H47ZM64 35H66V34H64ZM69 35H73L72 33L70 34L69 33ZM89 35V34H88ZM104 35V34H103ZM105 35H107V33L105 34ZM104 35V36H105ZM115 35V34H114ZM113 35V36H114ZM128 34H126V36H127ZM173 35H175V34H173ZM8 36V35H7ZM17 36V35H16ZM22 36H24V35H22ZM37 36V35H36ZM95 36H94V39L93 40H96L95 39ZM171 36V35H170ZM177 36H175V39H176V37ZM1 37H2V35H1ZM25 37V36H24ZM31 37H32V35H31ZM45 37V36H44ZM47 37V36H46ZM56 37V36H55ZM61 37V36H60ZM73 37H74V35H73ZM105 37H107V36H105ZM116 37H117V35H116ZM115 37V38H116ZM3 38V37H2ZM5 38V37H4ZM20 38H21V36H20ZM33 38V37H32ZM31 38V39H32ZM38 38V37H37ZM57 38V37H56ZM64 38V37H63ZM72 37H70V39H71ZM99 37H97V39H98ZM1 39V38H0ZM6 39V38H5ZM9 39H10V37H9ZM9 39H7L5 42H7ZM11 39H13V38H11ZM10 39V40H11ZM22 39H23V37H22ZM46 39V38H45ZM89 39V38H88ZM100 39V38H99ZM108 39V38H107ZM118 39V38H117ZM14 41H15V38L13 39ZM12 40V41H13ZM18 40V39H17ZM26 40H27V38H26ZM40 40H41V38H40ZM64 40V39H63ZM101 40H102V38H101ZM124 40V39H123ZM4 41V40H3ZM9 42V43H13V42ZM20 41V42H19ZM19 44H21V41H23V40H20L19 39ZM39 41V40H38ZM64 41H66V40H64ZM71 41V40H70ZM104 41V40H103ZM121 41V40H120ZM125 41V40H124ZM27 42V41H26ZM52 42V41H51ZM73 42V41H72ZM76 42V41H75ZM94 42V41H93ZM96 42V41H95ZM94 42V43H95ZM105 42V41H104ZM3 43V42H2ZM17 43V42H16ZM23 43H25V40H24V42ZM22 43V44H23ZM60 43V42H59ZM58 43V44H59ZM67 43V42H66ZM82 43V42H81ZM98 45V48L100 47L99 46V44L101 43L102 44V41L99 43V41H97L96 42ZM110 43H111V41H110ZM119 43V42H118ZM122 43H123V41H122ZM170 43H171V41H170ZM172 43H173V47L175 46L174 44V42H173V39H172ZM6 44V43H5ZM15 44V43H14ZM13 44V45H14ZM35 44V43H34ZM47 44H48V42H47ZM55 44V43H54ZM68 44V43H67ZM70 44V43H69ZM68 44V45H69ZM93 44V43H92ZM105 44V43H104ZM121 44V43H120ZM151 44H153V42L151 43ZM16 45H18V44H16ZM37 45V44H36ZM74 45V44H73ZM76 45V44H75ZM165 45H167V44H165ZM171 45V44H170ZM11 46V45H10ZM19 46V45H18ZM35 46V45H34ZM57 46V45H56ZM59 46V45H58ZM70 46V45H69ZM94 46H96L95 44H94ZM97 46H96V49L95 50H93V51H96L98 48H97ZM119 46V45H118ZM152 46V45H151ZM20 47H22V46H20ZM24 47V46H23ZM33 47V46H32ZM31 47V48H32ZM43 47V46H42ZM53 47V46H52ZM75 47V46H74ZM77 47H79V46H77ZM88 47H90V46H88ZM102 47H103V44H102V46H101V49H102ZM113 47V46H112ZM177 47H174V48H177ZM62 48V47H61ZM105 48V47H104ZM122 48H123V46H122ZM121 48V49H122ZM125 48V47H124ZM180 48V47H179ZM178 48V49H179ZM1 49V48H0ZM43 49V48H42ZM106 49V48H105ZM109 49V48H108ZM119 49V48H118ZM164 49V48H163ZM181 49V48H180ZM2 50V49H1ZM19 49H17V51H18ZM44 50V49H43ZM50 50V49H49ZM100 49H98L97 51H99ZM109 50H111V49H109ZM128 50V49H127ZM45 51V50H44ZM48 51V50H47ZM63 51V50H62ZM70 51V50H69ZM71 51H72V48H71ZM92 51V50H91ZM97 51H96V53H97ZM120 51H122V50H120ZM2 52H3V50H2ZM9 52V51H8ZM23 52V51H22ZM35 52V51H34ZM41 52V51H40ZM57 52V51H56ZM86 52V51H85ZM99 52H102L101 50L99 51ZM155 52V51H154ZM169 52H172V49H171V51H170V49H169ZM1 53V52H0ZM6 53V52H5ZM18 53V52H17ZM24 53H25V51H24ZM50 53V52H49ZM89 53V52H88ZM111 53V52H110ZM114 53H116V52H114ZM124 53V52H123ZM168 53V52H167ZM15 54V53H14ZM19 54V53H18ZM17 54V55H18ZM28 54H29V52H28ZM41 54H43V53H41ZM53 54V53H52ZM57 54V53H56ZM60 54V53H59ZM87 54V53H86ZM100 54V53H99ZM105 54H107V51H106V53ZM108 54H109V51H108ZM117 54H119V53H117ZM121 54V53H120ZM119 54V55H120ZM1 55V54H0ZM7 55L9 56V54L7 53ZM20 55V54H19ZM18 55V56H19ZM24 55V54H23ZM23 55H21V56H23ZM31 55V54H30ZM33 55V54H32ZM51 55V54H50ZM81 55V54H80ZM168 56H169V54H167ZM172 55H174V54H172ZM176 55H177V53H176ZM179 55V54H178ZM177 55V56H178ZM11 56H13V54L11 55ZM21 56H19V57H21ZM28 57H30L29 55H27ZM34 56V55H33ZM55 56V55H54ZM68 56V55H67ZM78 56V55H77ZM86 56V55H85ZM91 56V55H90ZM97 56V55H96ZM101 56V55H100ZM112 56V55H111ZM116 56V55H115ZM181 56V55H180ZM14 57V56H13ZM40 57V56H39ZM79 57V56H78ZM92 57V56H91ZM122 57V56H121ZM129 57V56H128ZM153 57V56H152ZM5 57H2V60L4 59ZM7 58H9V57H7ZM23 58V57H22ZM31 58V57H30ZM30 58H28V60L30 59ZM33 58V57H32ZM31 58V59H32ZM37 58H38V56H37ZM56 58V57H55ZM108 58V57H107ZM118 58V57H117ZM169 58V57H168ZM11 59H13L12 57H11ZM33 59H36V58H33ZM33 59H32V61H33ZM39 59V58H38ZM80 59V58H79ZM91 59V58H90ZM102 59V58H101ZM103 59H104V57H103ZM157 59H158V57H157ZM1 60V59H0ZM5 60V59H4ZM27 60V61H28ZM56 60V59H55ZM61 59H59L58 61H60ZM67 60V59H66ZM85 60V59H84ZM98 60V59H97ZM114 61L116 60V59H113ZM118 60V59H117ZM169 60V59H168ZM14 61V60H13ZM31 61V60H30ZM50 61V60H49ZM68 61V60H67ZM72 61H73V59H72ZM89 61V60H88ZM87 61V62H88ZM107 61V60H106ZM121 61V60H120ZM10 62V61H9ZM45 62H46V60H45ZM55 62V61H54ZM66 62V61H65ZM74 62V61H73ZM86 62V63H87ZM118 62V61H117ZM116 62V63H117ZM164 62V61H163ZM178 62V63H177ZM3 63V62H2ZM32 63V62H31ZM52 63V62H51ZM55 63H57V61L55 62ZM92 63H94V62H92ZM104 63V62H103ZM121 63V62H120ZM170 63V62H169ZM9 64H11V63H9ZM33 64H35V63H33ZM32 64V65H33ZM61 64H63V62L61 63ZM69 64V63H68ZM71 64V63H70ZM96 63H94V65H95ZM110 64H112V63H110ZM170 64H172V63H170ZM176 64H175V66H174V68H172V71H173V69H175L176 68ZM17 65H19V64H17ZM21 65V64H20ZM58 65V64H57ZM67 65V64H66ZM72 65V64H71ZM81 65V64H80ZM79 65V66H80ZM115 65V64H114ZM158 65V64H157ZM164 65V64H163ZM174 64H172V66H173ZM179 65V64H178ZM192 65H191V67H192ZM13 66V65H12ZM16 65H14V67H15ZM28 66H30V65H28ZM41 66V65H40ZM59 66H61V65H59ZM117 66H118V63H117ZM171 66V65H170ZM169 66V67H170ZM190 66V65H189ZM18 67V66H17ZM33 67H35L34 65H33ZM103 67V66H102ZM113 67V66H112ZM112 67H111V69H112ZM123 67V66H122ZM165 67V66H164ZM168 67V68H169ZM191 67H189V69L191 68ZM2 68V67H1ZM9 68V67H8ZM16 68V67H15ZM19 68H20V66H19ZM19 68H18V72L19 71H21L22 72V70H21V68H20V70H19ZM58 68H60V67H58ZM66 68V67H65ZM69 68V67H68ZM67 68V69H68ZM92 68V67H91ZM120 68V67H119ZM179 68H181V67H178V68H176L177 70L179 69ZM186 68V67H185ZM3 69H5L4 67H3ZM13 69V68H12ZM11 69V70H12ZM34 69V68H33ZM104 69V68H103ZM115 69V68H114ZM157 69V68H156ZM189 69H187V70H189ZM192 69V68H191ZM202 69V70H201ZM9 70V69H8ZM71 70V69H70ZM73 70V69H72ZM109 70V69H108ZM113 70V69H112ZM130 70V69H129ZM170 70H171V67H170ZM180 70V69H179ZM181 70H182V68H181ZM0 71H1V69H0ZM13 71V70H12ZM16 71H17V68H16ZM60 71V70H59ZM58 71V72H59ZM68 71H69V69H68ZM85 71V70H84ZM93 71V70H92ZM114 71V70H113ZM151 71V70H150ZM153 71V70H152ZM184 71V70H183ZM192 71V70H191ZM2 72V71H1ZM37 72V71H36ZM67 72V71H66ZM74 72V71H73ZM79 72V71H78ZM78 72H77V74H78ZM126 72V71H125ZM155 72V71H154ZM157 72V71H156ZM185 72H186V70H185ZM185 72H183V73H185ZM29 73H30V71H29ZM42 73H43V71H42ZM56 73H57V71H56ZM60 73V72H59ZM71 73V72H70ZM69 73V74H70ZM76 73V72H75ZM89 73V72H88ZM151 73V72H150ZM193 73V72H192ZM4 75H5V73H3ZM2 74V75H3ZM8 74H10V72L8 73ZM18 74H20V72L18 73ZM32 74V73H31ZM73 74V73H72ZM93 74V73H92ZM99 74V73H98ZM101 74V73H100ZM107 74V73H106ZM109 74H111V73H109ZM117 74V73H116ZM175 74V73H174ZM173 74V75H174ZM177 74V73H176ZM188 74H190V73H188ZM13 75V74H12ZM30 75V74H29ZM29 75H27L26 74V77L25 78H27ZM34 75V74H33ZM37 75H39V74H37ZM44 75V74H43ZM75 75V74H74ZM79 75V74H78ZM113 75V74H112ZM131 75V74H130ZM178 75V74H177ZM176 75V76H177ZM194 75V74H193ZM16 76H18V75H16ZM15 75H13V79H14V77H16ZM22 76V74H20V77ZM25 75H24V73H23V77H24ZM32 76V75H31ZM31 76H30V78H31ZM39 76H42V75H39ZM77 76V75H76ZM80 76V75H79ZM82 76H84V75H82ZM91 76V75H90ZM183 76H184V74H183ZM194 76H196V75H194ZM0 77H1V74H0ZM4 77V76H3ZM8 77V76H7ZM9 77H11L10 75H9ZM36 77V76H35ZM38 77V76H37ZM64 76H62L61 78H63ZM100 77V76H99ZM102 77V76H101ZM171 77H172V74H171V76H170V79H171ZM174 77V76H173ZM172 77V78H173ZM186 77V76H185ZM42 78V77H41ZM44 78V77H43ZM43 78H42V80L41 81H43ZM46 78V77H45ZM48 78V77H47ZM95 78V77H94ZM113 78V77H112ZM153 78V77H152ZM151 78V79H152ZM179 78H180V75L177 77V79L179 80ZM192 78V77H191ZM13 79H11V80H13ZM19 79H21V78H19ZM22 79H24V78H22ZM36 79V78H35ZM50 79V78H49ZM48 79V80H49ZM80 79H81V76H80ZM99 79V78H98ZM103 79V78H102ZM144 79V78H143ZM174 79V78H173ZM172 79V80H173ZM5 80V79H4ZM9 80H10V78H9ZM10 80V81H11ZM16 80V79H15ZM24 80H26L25 81V83L27 82V84H28V80L27 79H24ZM24 80H23V83H24ZM68 80V79H67ZM70 80V79H69ZM74 80V79H73ZM76 80V79H75ZM82 80V79H81ZM85 80H88V79H85ZM100 80V79H99ZM172 80H170L169 81V83L170 84H173L174 82H172ZM2 81V80H1ZM10 81H8V82H10ZM36 81V80H35ZM62 81V80H61ZM77 81V80H76ZM84 81V80H83ZM97 81V80H96ZM113 81V80H112ZM127 81V80H126ZM192 81V80H191ZM12 82H14V81H12ZM31 82V81H30ZM46 82V81H45ZM44 82V83H45ZM48 82H50V81H48ZM68 82V81H67ZM73 82V81H72ZM82 82V81H81ZM100 82V81H99ZM175 82H177L176 81V78H175ZM184 82V81H183ZM183 82H181V83H178V85L176 84V83H174L175 85H177V86H179V87H181V85H179V84H182ZM185 82H187V79H186V81ZM188 82H189V80H188ZM192 82H195V81H192ZM2 83V82H1ZM36 83V82H35ZM105 83V82H104ZM117 83H118V81H117ZM6 84V83H5ZM4 84V85H5ZM12 83H10L9 85H11ZM61 84V83H60ZM65 84V83H64ZM69 84V83H68ZM76 84V83H75ZM79 85L80 84H82V83H78ZM88 84V83H87ZM119 84H120V82H119ZM184 84L185 83H183V85H182V89H184ZM192 83H190L189 85H191ZM199 84V83H198ZM7 85V84H6ZM29 85V84H28ZM28 85H27V87H28ZM67 85V84H66ZM91 85H92V83H91ZM95 85H97L96 83H95ZM113 85V84H112ZM115 85H118V84H115ZM168 85V84H167ZM167 85H165V86H167ZM175 85H171V87L172 86H175ZM188 85V84H187ZM188 85V86H189ZM193 85V84H192ZM201 85V84H200ZM204 85V84H203ZM23 86H26V85H24L23 84ZM40 86V85H39ZM63 86V85H62ZM83 85H81V87H82ZM177 86H176V88H177ZM2 87V86H1ZM0 87V88H1ZM6 87V86H5ZM8 87V86H7ZM27 87H24V89H27ZM30 87V86H29ZM46 87V86H45ZM64 87V86H63ZM68 87V86H67ZM105 87V86H104ZM120 87V86H119ZM119 87H117L118 88V90H119ZM169 87V86H168ZM3 88V87H2ZM31 88V87H30ZM29 88V89H30ZM33 88V87H32ZM35 88H37V87H35ZM48 88H50V86L48 87ZM47 88V89H48ZM52 88H54V86H52ZM56 88V87H55ZM66 88V87H65ZM69 88V87H68ZM76 88H77V86H76ZM83 88V87H82ZM91 88V87H90ZM95 88V87H94ZM99 88V87H98ZM101 88H103V86L101 87ZM140 88V87H139ZM138 88V89H139ZM173 88V87H172ZM175 88V89H176ZM185 88H188L187 86L185 87ZM196 88V87H195ZM195 88H194V90H195ZM13 89V88H12ZM11 89V91H13ZM46 89V90H47ZM58 89H59V87H58ZM69 89H71V88H69ZM72 89H74V87L72 88ZM85 89V88H84ZM83 89V90H84ZM97 89V88H96ZM104 89V88H103ZM128 89V88H127ZM153 89V88H152ZM171 88H169V90H170ZM198 89V88H197ZM2 90V89H1ZM9 90V89H8ZM31 90H33V89H31ZM30 90V91H31ZM44 89H42V90H40V91H43ZM45 90V91H46ZM53 90H55V89H53ZM76 90V89H75ZM117 90V91H118ZM177 90V89H176ZM175 90V91H176ZM185 90V89H184ZM193 89L191 88V90L189 91V92H191ZM193 90V91H194ZM10 91V90H9ZM20 91H22V90H20ZM24 91V90H23ZM28 91V90H27ZM34 91V90H33ZM38 91V90H37ZM39 91V92H40ZM49 91V90H48ZM59 91H61L60 89L57 91V92H59ZM80 91V90H79ZM100 91V90H99ZM102 91L103 90H101V93H102ZM137 91V90H136ZM135 91V92H136ZM172 91V90H171ZM174 91V90H173ZM187 91V90H186ZM192 91V92H193ZM1 92V91H0ZM36 92V91H35ZM35 92L33 93V92H31V93H33L35 96H36V94H35ZM50 93H51V91H49ZM49 92H48V94H49ZM56 92V91H55ZM71 92V91H70ZM76 92H77V90H76ZM76 92L74 93V94H76ZM89 92V91H88ZM92 92H93V90H92ZM91 92V93H92ZM104 92V91H103ZM113 92V91H112ZM164 92V91H163ZM180 92H182V91H180ZM188 92V93H189ZM203 92H205V91H203ZM15 93V92H14ZM13 93V94H14ZM26 92H24L23 94H25ZM42 94H43V92H41ZM41 93H37V94H40L41 95ZM46 93V92H45ZM52 93H54V92H52ZM81 93V92H80ZM100 93V94H101ZM175 93V92H174ZM177 93V92H176ZM184 93V92H183ZM198 93H200V92H198ZM201 93H202V91H201ZM12 94V93H11ZM21 94H22V92H21ZM23 94L21 95V96H23ZM73 94V95H74ZM90 94V93H89ZM172 94V92L170 93V95ZM179 94V93H178ZM182 94V93H181ZM180 94V95H181ZM185 95H186V93H184ZM190 94V93H189ZM205 94V93H204ZM15 95V94H14ZM28 95H30V92H29V94ZM33 95V96H34ZM52 96H53V94H51ZM86 95V94H85ZM94 95V94H93ZM104 95V94H103ZM137 95V94H136ZM173 95V94H172ZM175 95H177V94H175ZM16 96V95H15ZM30 96H32V95H30ZM35 96H34V98H35ZM38 96V95H37ZM80 96H82V95H80ZM88 96V95H87ZM95 96V95H94ZM93 96V97H94ZM97 96V95H96ZM100 96H102V95H100ZM99 96V97H100ZM108 96V95H107ZM174 96V95H173ZM179 95H177L176 96V98H175V100L177 99V97H178ZM189 96V95H188ZM191 96H193V94L191 95ZM190 96V97H191ZM199 96H201V95H199ZM202 96H203V94H202ZM205 96V95H204ZM1 97V96H0ZM3 97V96H2ZM20 97V96H19ZM25 97V96H24ZM23 97V98H24ZM28 96L26 95V97H25V99L27 98ZM40 97V96H39ZM49 97V96H48ZM54 97V96H53ZM56 97V96H55ZM64 97V96H63ZM72 97V96H71ZM78 97V96H77ZM84 97V96H83ZM99 97H97V98H99ZM183 97H184V95H183ZM187 97V96H186ZM189 97V98H190ZM195 97V96H194ZM193 97V98H194ZM4 98V97H3ZM29 98V97H28ZM27 98V99H28ZM33 98V97H32ZM78 98H81V97H78ZM125 98V97H124ZM128 98V97H127ZM131 98V97H130ZM171 98H172V96H171ZM192 98V97H191ZM190 98V99H191ZM197 98V97H196ZM199 98H201V97H199ZM198 98V99H199ZM202 98H204V97H202ZM201 98V99H202ZM5 99V98H4ZM7 99V98H6ZM8 99H10V98H8ZM12 99V98H11ZM10 99V100H11ZM26 99V100H27ZM39 98H37V100H38ZM56 99H58V98H56ZM60 99V98H59ZM71 99V98H70ZM76 99V98H75ZM74 99V100H75ZM84 99V98H83ZM99 99H101V97L99 98ZM119 99V98H118ZM156 99V98H155ZM162 99V98H161ZM172 99H174V98H172ZM179 99H180V97H179ZM179 99H178V101H179ZM181 99H182V95H181ZM186 99V98H185ZM189 99V100H190ZM195 99V98H194ZM1 100H3V99H1ZM10 100L8 101V103H10ZM22 100V99H21ZM24 100V99H23ZM25 100V101H26ZM32 100V102H34V100L33 99H31ZM30 100V101H31ZM49 100V99H48ZM61 100V99H60ZM81 100V99H80ZM79 100V101H80ZM88 100V99H87ZM116 100V99H115ZM130 100V99H129ZM193 100V99H192ZM28 101H29V99H28ZM42 101V100H41ZM43 101H45V100H43ZM43 101H42V104H43ZM50 101V100H49ZM59 101V100H58ZM73 101V100H72ZM76 101V100H75ZM78 101V100H77ZM93 101H94V99H93ZM98 101V100H97ZM103 101V100H102ZM117 101V100H116ZM116 101H114V102H116ZM177 101V102H178ZM185 101V100H184ZM184 101L182 100L181 101V103H183V104H185L184 103ZM1 102V101H0ZM11 102H13L12 100H11ZM16 102V101H15ZM18 102V101H17ZM21 101H20V99H19V103H20ZM23 102V101H22ZM27 102V101H26ZM25 102V103H26ZM32 102H30V105L32 106ZM36 102V101H35ZM34 102V103H35ZM39 102V101H38ZM47 102V101H46ZM63 102V101H62ZM61 102V103H62ZM67 102V101H66ZM89 102V101H88ZM95 102V101H94ZM106 102V101H105ZM114 102H112V99H111V102H108V103H114ZM135 102V101H134ZM154 102V101H153ZM180 102V101H179ZM187 102H188V100H187ZM8 103H7V105H8ZM24 103V102H23ZM23 103H21V105L20 106H22V104ZM24 103V104H25ZM29 103V102H28ZM32 103V104H31ZM37 103V102H36ZM45 103V102H44ZM51 103V102H50ZM52 103H53V101H52ZM56 103V102H55ZM69 103V102H68ZM82 103H83V100H82ZM89 103H91V101L89 102ZM98 103V102H97ZM104 103V102H103ZM107 103V104H108ZM117 103V102H116ZM118 103H119V101H118ZM174 103H175V101H174ZM174 103H171V104H173V106H174ZM189 103V102H188ZM187 103V104H188ZM191 104V106L193 105L192 103V101L190 102ZM199 103V102H198ZM206 103V102H205ZM4 104V103H3ZM11 104V103H10ZM9 104V105H10ZM17 104V103H16ZM15 103H14V105H16ZM39 104V103H38ZM46 104H48V103H46ZM65 104V103H64ZM78 104V103H77ZM81 104V103H80ZM84 104H85V102H84ZM83 104V105H84ZM18 105V104H17ZM36 105V104H35ZM57 105V104H56ZM58 105H59V103H58ZM61 105V104H60ZM70 105V104H69ZM73 105V104H72ZM72 105H71V107H72ZM82 105V104H81ZM91 105V104H90ZM93 105H94V103H93ZM117 105V104H116ZM143 105V104H142ZM178 104H176L175 105V107L177 106ZM195 105V104H194ZM193 105V106H194ZM13 106V105H12ZM11 106V107H12ZM27 106L29 107V104H27ZM27 106H23V107H25V109H26V107ZM41 106V105H40ZM45 106V105H44ZM54 106H55V104H54ZM54 106H53V108H54ZM62 106V105H61ZM76 106V105H75ZM100 106V105H99ZM113 106V105H112ZM126 106V105H125ZM124 106V107H125ZM146 106V105H145ZM169 107H170V105H168ZM167 106V107H168ZM183 106V105H182ZM3 107V106H2ZM1 107V108H2ZM4 107H6L5 105H4ZM15 107V106H14ZM27 107V108H28ZM37 107V106H36ZM56 107V106H55ZM58 107V106H57ZM65 107V106H64ZM64 107H63V110H64ZM97 107H98V105H97ZM104 107V106H103ZM119 107H120V105H119ZM131 107H133V106H131ZM174 107V108H175ZM177 107H179V105L177 106ZM177 107L175 108V109H177ZM183 107H185V105L183 106ZM180 108V109H183V110H185L188 106L186 105V107L185 108ZM200 107V106H199ZM202 107V106H201ZM16 108H19L20 109V107L19 106H17ZM34 108H35V106H34ZM33 108V109H34ZM38 108V107H37ZM40 108V107H39ZM82 108V107H81ZM88 109H89V107H87ZM102 108V107H101ZM108 108H109V106H108ZM114 108V107H113ZM117 107H115L114 109H116ZM171 108V107H170ZM173 108V107H172ZM171 108V109H172ZM172 109V110H175V109ZM189 108H191L190 106L187 108V110L189 109ZM198 107H196L195 108V110H194V107H193V109H192V111L190 112V113H194L196 110H199V109H197ZM19 109H17V112H18V110ZM22 109V108H21ZM40 109H42V107L40 108ZM40 109H39V111H40ZM60 109H62V107L60 108ZM60 109H59V111H60ZM69 109H71V108H69ZM80 109V108H79ZM87 109V110H88ZM99 109V108H98ZM129 109V108H128ZM160 109V108H159ZM8 110V109H7ZM31 110H32V107H31ZM50 110V112L52 111V109H49ZM49 110H48V112H49ZM54 110V109H53ZM68 110V109H67ZM73 110H74V108H73ZM76 110V109H75ZM104 110V109H103ZM106 110V109H105ZM127 110V109H126ZM133 110V109H132ZM142 110V109H141ZM178 111H179V109H177ZM193 110H194V112H193ZM27 111V110H26ZM36 111H37V109H36ZM56 111V110H55ZM62 111V110H61ZM72 110H70V112H71ZM77 111H79V110H77ZM81 111V110H80ZM93 111V110H92ZM96 111V110H95ZM99 111V110H98ZM101 111V110H100ZM125 111V110H124ZM156 111V110H155ZM170 111V110H169ZM1 112V111H0ZM16 112V111H15ZM35 112V111H34ZM41 112H43V111H41ZM41 112H40V114H41ZM58 112V111H57ZM65 112V111H64ZM70 112H68V113H70ZM89 112H90V110H89ZM103 112V111H102ZM101 112V113H102ZM105 112V111H104ZM111 112V111H110ZM117 112V111H116ZM128 112H129V110H128ZM136 112V111H135ZM173 112H175V111H173ZM181 112H182V110H181ZM181 112H179V113H181ZM185 112H187L186 110H185ZM197 112V111H196ZM198 112H200V111H198ZM206 112H208V113H206ZM5 113V112H4ZM3 113V114H4ZM8 113V112H7ZM24 113V112H23ZM36 113V112H35ZM39 112H37V114H38ZM44 113H45V110H44ZM47 113V112H46ZM60 113V112H59ZM62 113V112H61ZM80 113V112H79ZM88 113V112H87ZM95 113V112H94ZM99 113V112H98ZM112 113V112H111ZM121 113V112H120ZM124 113V112H123ZM127 113V112H126ZM126 113H124V114H126ZM130 113V112H129ZM165 113V112H164ZM172 113V112H171ZM177 113V112H176ZM188 113V112H187ZM2 114V113H1ZM26 114V113H25ZM51 114V113H50ZM58 114V113H57ZM84 114V113H83ZM97 114V113H96ZM96 114H95V116H96ZM106 114V113H105ZM110 114V113H109ZM123 114V115H124ZM133 114V113H132ZM154 114V113H153ZM162 114V113H161ZM185 114V113H184ZM189 114V113H188ZM195 114V113H194ZM198 116L199 115H201L202 114V112H201V114H198V113H196ZM196 114H195V116H196ZM208 114V115H207ZM14 115V114H13ZM19 115H20V113H19ZM19 115H17V117L19 116ZM27 115V114H26ZM48 115V114H47ZM55 115H56V113H55ZM58 115H62V114H58ZM106 115H108V113L106 114ZM105 115V116H106ZM122 115V116H123ZM165 115H167V114H165ZM178 115V114H177ZM180 116H181V114H179ZM182 115H183V112H182ZM186 115V114H185ZM190 115H192V116H194L193 114H190ZM6 116V115H5ZM4 116V117H5ZM10 116V115H9ZM8 116V117H9ZM32 116H33V113H32ZM36 116V114L34 115V117ZM44 116V115H43ZM54 116V115H53ZM70 116V115H69ZM76 116H77V113H76ZM92 116V115H91ZM97 116H98V114H97ZM102 116H103V114H102ZM101 116V117H102ZM104 116V117H105ZM111 116H112V114H111ZM120 116V115H119ZM176 116V115H175ZM8 117H5V119L6 118H8ZM20 117V116H19ZM41 117V116H40ZM49 117V116H48ZM56 117V116H55ZM54 117V118H55ZM64 116H62V118H63ZM67 117H68V115H67ZM66 117V118H67ZM74 117V116H73ZM108 117V116H107ZM118 117V116H117ZM130 117V116H129ZM129 117H128V119H129ZM147 117V116H146ZM185 117H187V116H185ZM3 118V117H2ZM14 118V117H13ZM21 118H25L26 120H27V118L26 117H21ZM20 118V119H21ZM30 118V117H29ZM33 118V117H32ZM31 118V119H32ZM38 118V117H37ZM42 118V117H41ZM47 118V117H46ZM46 118H45V120H46ZM49 118H51V117H49ZM53 118V117H52ZM56 118H59L58 116L56 117ZM55 118V119H56ZM81 118H83V117H81ZM85 118V117H84ZM89 118H91V117H89ZM94 118V117H93ZM124 118V117H123ZM149 118V117H148ZM170 118H172V117H170ZM178 118L179 117H177V121H175V119H174V121L172 120L171 121V124H172V122H173V124H176V122H178ZM183 118H184V116H183ZM189 119H190V121L192 122V120H196V118H197V116L196 117H194V119H192L191 120V117H188ZM200 118V117H199ZM199 118H197V122L198 121H200V120H198ZM4 119V118H3ZM39 119V118H38ZM43 119V118H42ZM65 119V118H64ZM76 119H77V117H76ZM92 119V118H91ZM107 119V118H106ZM113 119V118H112ZM117 119H119V118H117ZM117 119H115L116 121H117ZM165 119V118H164ZM179 119H182V118H179ZM184 119H187V118H184ZM13 120V119H12ZM18 120V119H17ZM24 120V119H23ZM29 120V119H28ZM44 120V119H43ZM61 120V119H60ZM68 120V119H67ZM75 120V119H74ZM82 120H84V119H81L80 121H82ZM99 120H100V118H99ZM102 120V119H101ZM126 119H124V121H125ZM10 121V120H9ZM22 121V120H21ZM32 121H34V118H33V120ZM39 121H42V120H40L39 119ZM46 121H48V119L46 120ZM53 121H54V119H53ZM66 121V120H65ZM65 121H64V123H65ZM94 121H95V119H94ZM103 121V120H102ZM101 121V122H102ZM107 121V120H106ZM111 121V120H110ZM120 121V120H119ZM119 121H117V122H119ZM123 121V122H124ZM182 121V120H181ZM181 121H180V123H181ZM184 121V120H183ZM1 122V121H0ZM3 122H4V120H3ZM17 122V121H16ZM19 122V121H18ZM26 122V121H25ZM35 122V121H34ZM52 122V121H51ZM50 121H49V123H51ZM57 122H59V121H56V123ZM60 122H62V121H60ZM59 122V123H60ZM70 122V121H69ZM73 122V121H72ZM78 123H79V121H77ZM83 122H85V121H83ZM88 122V121H87ZM89 122H90V119H89ZM108 122V121H107ZM121 122V121H120ZM119 122V123H120ZM175 122V123H174ZM189 122V121H188ZM193 122H195V121H193ZM203 122V123H204ZM10 123V122H9ZM13 123H14V121H13ZM23 123V122H22ZM27 123H28V121H27ZM30 123V122H29ZM37 123H38V120H37ZM41 123V122H40ZM43 123V122H42ZM41 123V124H42ZM46 123V122H45ZM55 123V122H54ZM98 123L99 122H97V125H98ZM127 123V122H126ZM180 123H178V124H180ZM201 123V122H200ZM12 124V123H11ZM10 124V125H11ZM16 124V123H15ZM23 124H25V123H23ZM36 124V123H35ZM70 124V123H69ZM80 124H81V122H80ZM79 124V125H80ZM90 124V123H89ZM102 124H104V122L102 123ZM111 124H113V123H111ZM121 124H123V123H121ZM170 124V123H169ZM173 124H172V126H173ZM184 124V123H183ZM186 124V123H185ZM189 124V123H188ZM21 125V124H20ZM38 125V124H37ZM48 125V124H47ZM59 125V124H58ZM62 125V124H61ZM60 125V126H61ZM64 125H66V124H64ZM74 125H77V124H75V121H74V124H73V126ZM107 125V124H106ZM201 125H203V124H201ZM201 125H199V126H201ZM205 125V124H204ZM204 125H203V127H204ZM0 126H1V124H0ZM28 126H29V124H28ZM42 126V125H41ZM50 126V125H49ZM57 126V125H56ZM59 126V128H63V126H61L60 127ZM68 126V125H67ZM66 126V127H67ZM78 126V125H77ZM90 126V125H89ZM95 126V125H94ZM99 126H100V124H99ZM103 126V125H102ZM109 126V125H108ZM126 126H128L127 124H126ZM152 126V125H151ZM151 126H149V127H151ZM175 127H177L176 125H174ZM179 126V125H178ZM205 126H207V125H205ZM2 127V126H1ZM4 127V126H3ZM10 127V126H9ZM14 127V126H13ZM33 127V126H32ZM32 127L30 128V129H32ZM38 127H40V125L38 126ZM65 127V128H66ZM69 127V126H68ZM67 127V128H68ZM70 127H71V125H70ZM69 127V128H70ZM91 127V126H90ZM97 127V126H96ZM104 127H106L105 125H104ZM103 127V128H104ZM110 127V126H109ZM112 127H114V126H112ZM117 127V126H116ZM120 127V126H119ZM129 127V126H128ZM174 127V128H175ZM6 128V127H5ZM52 128V127H51ZM68 128V129H69ZM74 128H75V126H74ZM81 128H83V127H81ZM93 128V127H92ZM91 128V129H92ZM95 128V127H94ZM108 128V127H107ZM111 128V127H110ZM120 128H122V127H120ZM141 128V127H140ZM190 128H193V127H190ZM196 128V127H195ZM194 128V129H195ZM198 128V127H197ZM217 129V130H215V131H218V133H219V135H218V137L219 138H216V136H214L213 137V134L214 135H216L215 134V132L214 133H211V132H213V130L214 129ZM16 129V128H15ZM28 129V128H27ZM54 129V128H53ZM53 129H51V131L53 130ZM79 129V128H78ZM88 129V128H87ZM99 129V128H98ZM101 129V128H100ZM100 129H99V131H100ZM171 129H173L172 127H171ZM186 129V132H187V129H189V128H185ZM18 130V129H17ZM33 130H35V129H33ZM33 130H31L32 131V134H34V133H36V130H35V132L33 133ZM38 131H39V129H37ZM41 130H43V129H41ZM40 130V131H41ZM47 130V129H46ZM60 130V129H59ZM62 130V129H61ZM65 130V129H64ZM70 130V129H69ZM89 130L90 129H88V131H87V133L89 132ZM96 130V129H95ZM115 130V129H114ZM117 130V129H116ZM120 130V129H119ZM125 130H126V128H125ZM127 130H128V128H127ZM130 130H132V129H130ZM180 130V129H179ZM200 130V129H199ZM198 130V131H199ZM206 130V129H205ZM3 131V130H2ZM12 131H13V129H12ZM39 131V132H40ZM48 131V130H47ZM55 131V130H54ZM66 131H68V130H66ZM84 131V130H83ZM101 131H102V129H101ZM173 131V130H172ZM172 131H170L171 133H170V135L173 133V135H174V133H175V131L174 132H172ZM191 131H192V129H191ZM4 132V131H3ZM11 132V131H10ZM9 132V133H10ZM46 132V131H45ZM86 132V131H85ZM84 132V133H85ZM112 132H114V131H112ZM121 132V131H120ZM124 132V131H123ZM179 132V131H178ZM183 132V131H182ZM185 132V131H184ZM205 132H207L208 133V131H205ZM6 133H8V132H6ZM19 133V132H18ZM31 133V132H30ZM44 133V132H43ZM52 133V132H51ZM50 133V134H51ZM65 133H67V132H65ZM90 133V132H89ZM96 133H97V135L99 134L98 133V131L96 130ZM104 133V132H103ZM108 133V132H107ZM109 133H110V131H109ZM108 133V134H109ZM126 133H129V132H126ZM131 133V132H130ZM129 133V134H130ZM146 133V132H145ZM165 133V132H164ZM38 134V133H37ZM54 134H56V131H55V133ZM63 134V133H62ZM72 135H75V134H73V133H71ZM114 134H116V133H114ZM176 134V133H175ZM178 134V133H177ZM188 134H190V132L188 133ZM204 134V133H203ZM5 135V134H4ZM16 135V134H15ZM18 135V134H17ZM16 135V136H17ZM39 135H40V133H39ZM42 135V134H41ZM46 135V134H45ZM65 135V134H64ZM107 135V134H106ZM143 135V134H142ZM164 135V134H163ZM183 135V134H182ZM187 135V134H186ZM191 135H192V133H191ZM29 136V135H28ZM35 136V135H34ZM38 136V135H37ZM43 136V135H42ZM66 136V135H65ZM68 136V135H67ZM66 136V137H67ZM121 136V135H120ZM129 136V135H128ZM128 136H126V137H128ZM145 136V135H144ZM172 136V135H171ZM177 136V135H176ZM9 137V136H8ZM14 137V136H13ZM40 137V136H39ZM50 137V136H49ZM49 137H47V138H49ZM68 137H70V136H68ZM67 137V138H68ZM106 137V136H105ZM110 137V136H109ZM122 137V136H121ZM130 137V136H129ZM173 137V136H172ZM180 137V136H179ZM195 137V136H194ZM193 137V140L195 139ZM199 137V136H198ZM206 137H207V135H206ZM2 138V137H1ZM23 138V137H22ZM21 138V139H22ZM36 138V137H35ZM41 138V137H40ZM43 138V137H42ZM57 138H59V137H57ZM62 138V137H61ZM60 138V139H61ZM83 138V137H82ZM94 138V137H93ZM102 138V137H101ZM104 138V137H103ZM132 138V137H131ZM143 138V137H142ZM164 138H165V136H164ZM178 138V137H177ZM189 138H190V135H189ZM204 138V137H203ZM3 139V138H2ZM7 139V138H6ZM5 139V140H6ZM19 139V138H18ZM39 138H37V140H38ZM46 139V138H45ZM77 138H75V140H76ZM113 139V138H112ZM118 139V138H117ZM116 139V140H117ZM126 139H128V138H126ZM134 139V138H133ZM155 139V138H154ZM170 139V138H169ZM180 139H181V137H180ZM197 139V138H196ZM202 139V138H201ZM206 139H208V138H206ZM205 139V140H206ZM219 139V140H218ZM35 140V139H34ZM42 140V139H41ZM51 140V139H50ZM50 140L48 141V142H50ZM53 140V139H52ZM55 140H56V138H55ZM74 140V139H73ZM78 140V139H77ZM99 140V139H98ZM97 140V141H98ZM123 140H125V138L123 139ZM171 140V139H170ZM173 141L175 140L174 138L172 139ZM179 140V139H178ZM183 140H185V139H183ZM204 140V139H203ZM216 140H218V142L216 141ZM8 141V140H7ZM39 141V143L41 144V142H40V140H38ZM54 141V140H53ZM58 141V140H57ZM56 141V142H57ZM72 141V140H71ZM113 141V140H112ZM118 141V140H117ZM120 141V140H119ZM127 141V140H126ZM172 141V142H173ZM186 141V140H185ZM188 141H189V139H188ZM190 141H192V139L190 140ZM195 141V140H194ZM198 141H200V140H198ZM43 142V141H42ZM55 142V141H54ZM62 142V141H61ZM68 142V141H67ZM73 142V141H72ZM78 142V141H77ZM93 142V141H92ZM101 142V141H100ZM107 142V141H106ZM121 142H122V140H121ZM165 142H167V141H165ZM170 142V141H169ZM172 142H170V143H172ZM176 142V141H175ZM178 142V141H177ZM187 142V141H186ZM196 143H197V141H195ZM195 142H193V144L195 143ZM217 142V143H216ZM44 143V142H43ZM43 143H42V145H43ZM46 143V142H45ZM59 143V142H58ZM69 143H70V146H71V142L69 141ZM126 143V142H125ZM124 143V144H125ZM169 143V145L170 146H172V144H170ZM180 143V142H179ZM184 143V142H183ZM182 143V144H183ZM203 143H204V141H203ZM4 144V143H3ZM15 144V143H14ZM36 144H37V142H36ZM36 144L35 145H33V146H36ZM47 144H50V143H47ZM52 144H54V143H52ZM51 144V145H52ZM60 144V143H59ZM84 144V143H83ZM82 144V145H83ZM105 144V143H104ZM107 144V143H106ZM105 144V145H106ZM111 144V143H110ZM113 144L115 145V143L113 142ZM117 144V143H116ZM127 144V143H126ZM174 144V143H173ZM176 144H178V143H176ZM187 144V143H186ZM39 145V144H38ZM42 145H39V147L40 146H42ZM50 145V146H51ZM88 145V144H87ZM87 145H85V146H87ZM91 145V144H90ZM90 145H88V146H90ZM167 145H168V143H167ZM167 146V147H169V149H170V146ZM179 145V144H178ZM178 145H177V147H178ZM180 145H181V143H180ZM185 145V144H184ZM190 146H191V144H189ZM201 146H202V144H200ZM200 145H197L196 144V146H198V148L200 147ZM15 146H18V145H15ZM62 146V145H61ZM64 146V145H63ZM62 146V148H64ZM108 146V145H107ZM106 146V147H107ZM112 146V145H111ZM130 146V145H129ZM137 146H139L138 144H137ZM176 146V145H175ZM174 146V147H175ZM193 146V145H192ZM208 146H210V145H208L207 144V147ZM208 147L209 149L210 148H212V147ZM2 147V146H1ZM4 147V146H3ZM6 147V146H5ZM9 147V146H8ZM32 147V146H31ZM38 147V148H39ZM44 147V146H43ZM47 147V146H46ZM49 147V146H48ZM75 147V146H74ZM93 146H91V148H92ZM127 147V146H126ZM173 147V146H172ZM172 147H171V149H172ZM173 147V148H174ZM182 147V146H181ZM184 148H185V146H183ZM188 147V146H187ZM195 147V144H194V146H193V148ZM23 148V147H22ZM28 148V147H27ZM34 148V147H33ZM35 148H37V146L35 147ZM41 148V147H40ZM39 148V149H40ZM59 148V147H58ZM69 148V147H68ZM71 148H73V147H71ZM111 148V147H110ZM125 148V147H124ZM191 148V147H190ZM195 148H197V147H195ZM194 148V149H195ZM202 148V147H201ZM208 148H207V151H208ZM30 149V148H29ZM90 149V148H89ZM109 149V148H108ZM138 149V148H137ZM164 149V148H163ZM165 149H168V148H165ZM169 149H168V151H169ZM170 149V150H171ZM204 150H206V148H203ZM6 150V149H5ZM32 150V149H31ZM31 150H28V151H31ZM50 150V149H49ZM92 150V149H91ZM103 150V149H102ZM154 150V149H153ZM180 150H182V149H180ZM186 150H188V149H186ZM198 150V149H197ZM203 150V151H204ZM9 151V150H8ZM15 151V150H14ZM48 151V150H47ZM52 151V150H51ZM60 151V150H59ZM74 151V150H73ZM76 151V150H75ZM78 151H80V150H78ZM78 151H76V152H78ZM82 151V150H81ZM90 151V150H89ZM96 151V150H95ZM135 151V150H134ZM171 151H173V150H171ZM191 151V150H190ZM189 151V152H190ZM207 151H205V152H207ZM6 152V151H5ZM21 152V151H20ZM42 152V151H41ZM52 152H54V151H52ZM61 152V151H60ZM87 150H85V155H88V156H90L89 154H91V153H89V152H87ZM124 152V151H123ZM157 152V151H156ZM160 152V151H159ZM179 152V151H178ZM186 152V151H185ZM193 152H194V150H193ZM47 153V152H46ZM65 153V152H64ZM71 153H73V152H71ZM89 153V154H88ZM95 153V152H94ZM97 153V152H96ZM107 153H109V151L107 152ZM168 153H170V151L168 152ZM167 153V154H168ZM175 153V152H174ZM173 152L172 153H170V154H174ZM182 153V152H181ZM191 153V152H190ZM63 154V153H62ZM74 154H75V152H74ZM106 154V153H105ZM111 154V153H110ZM123 154V153H122ZM127 154V153H126ZM169 154V155H170ZM176 154V153H175ZM178 154V153H177ZM182 154H184V153H182ZM187 154V153H186ZM199 154V153H198ZM201 154V153H200ZM29 155V154H28ZM32 155V154H31ZM42 155H44V154H42ZM46 155V154H45ZM48 155V154H47ZM46 155V156H47ZM52 155V154H51ZM83 154H81V156H82ZM103 155V154H102ZM107 155V154H106ZM114 155V154H113ZM118 155V154H117ZM138 155V154H137ZM157 155V154H156ZM163 155V154H162ZM180 155V154H179ZM178 155V156H179ZM190 155V154H189ZM17 156V155H16ZM40 156V155H39ZM55 156V155H54ZM58 157H59V155H57ZM67 156H68V154H67ZM77 156V155H76ZM76 156L75 157H72V158H76ZM95 156V155H94ZM98 156V155H97ZM160 156H161V154H160ZM171 156H173V155H171ZM196 156V155H195ZM194 156V157H195ZM203 157H204V154L202 155ZM22 157V156H21ZM42 157V156H41ZM45 157V156H44ZM53 157V156H52ZM63 157V156H62ZM61 157V158H62ZM84 157V156H83ZM86 157V156H85ZM96 157V156H95ZM119 157V156H118ZM118 157H116V159L118 158ZM138 157V156H137ZM159 157V156H158ZM176 157V156H175ZM183 157V156H182ZM186 157V156H185ZM35 158V157H34ZM55 158L56 157H54V160H55ZM92 158V157H91ZM90 157H88V159L90 160L91 159ZM100 158V157H99ZM101 158H102V156H101ZM104 158L106 159V158H108V156H104ZM111 157H109V159H110ZM120 158V157H119ZM127 158H128V156H127ZM152 158H154V157H152ZM162 158V157H161ZM168 158V157H167ZM173 158H174V156H173ZM178 158V157H177ZM180 159H181V157H179ZM190 158V157H189ZM197 158V157H196ZM201 158V157H200ZM39 159H40V157H39ZM43 158H41V160H42ZM50 159H51V157H50ZM93 159V158H92ZM97 159V158H96ZM108 159V160H109ZM116 159H114V160H116ZM122 159V158H121ZM188 159V158H187ZM202 159V158H201ZM8 160V159H7ZM32 160H34V159H32ZM41 160H40V163H41ZM52 160V159H51ZM53 160V161H54ZM56 160H58L57 158H56ZM65 160V159H64ZM72 160V159H71ZM77 160V159H76ZM75 160V161H76ZM94 160V159H93ZM100 160V159H99ZM111 161H112V159H110ZM118 160V159H117ZM164 160H165V158H164ZM170 160V159H169ZM174 160H175V158H174ZM176 160H178V159H176ZM175 160V161H176ZM182 160V159H181ZM186 160V159H185ZM190 160V159H189ZM194 160V159H193ZM203 160V159H202ZM53 161H51V163L53 162ZM72 161H74V160H72ZM80 161V160H79ZM87 161V160H86ZM94 161H96V160H94ZM101 161V160H100ZM99 161V162H100ZM119 161V160H118ZM120 161H122V160H120ZM145 161V160H144ZM159 161V160H158ZM158 161H156V162H158ZM163 161V160H162ZM168 161V160H167ZM167 161H164V163L165 162H167ZM179 161V160H178ZM199 161V160H198ZM201 161V160H200ZM204 161V160H203ZM30 162V161H29ZM39 162V161H38ZM38 162H36V163H38ZM45 163L47 162V161H44ZM57 162V161H56ZM62 162V161H61ZM89 162V161H88ZM90 162H91V160H90ZM97 162V161H96ZM102 162H105V161H103V159H102ZM109 163H110V161H108ZM114 162V161H113ZM160 162V161H159ZM177 162V161H176ZM176 162H175V164H176ZM180 162V161H179ZM182 162V161H181ZM180 162V163H181ZM185 162V161H184ZM184 162H182V163H184ZM193 162V161H192ZM196 162V160L194 161V163ZM39 163V164H40ZM54 163V162H53ZM59 163V162H58ZM65 163H66V160H65ZM71 163V162H70ZM74 163H76V162H74ZM94 163V162H93ZM118 163V162H117ZM155 163V162H154ZM168 163V164H167ZM167 163H165V164H167V165H169V163H170V161L169 162H167ZM181 163V164H182ZM188 163V162H187ZM194 163L192 164L193 166H194ZM30 164L31 165H33L31 162H30ZM30 164H28V165H30ZM57 164V163H56ZM60 164V163H59ZM58 164V165H59ZM88 164H90V163H88ZM196 164V163H195ZM198 164V163H197ZM30 165V166H31ZM34 165H37V164H34ZM42 165H44L43 163H42ZM61 165V164H60ZM68 165V164H67ZM84 165V164H83ZM83 165H81L82 167H83ZM91 165H93V164H91ZM95 165V164H94ZM100 165V164H99ZM106 165H107V163H106ZM106 165H104V166H106ZM113 165H114V163H113ZM112 165V166H113ZM148 165V164H147ZM192 165H191V167H192ZM204 165V164H203ZM39 166V165H38ZM38 166H37V169H38ZM52 166H54V165H52ZM72 166V165H71ZM70 166V167H71ZM77 166V165H76ZM85 166H87V165H85ZM89 166V165H88ZM87 166V167H88ZM98 166V165H97ZM103 166V165H102ZM101 166V167H102ZM171 166V165H170ZM169 166V167H170ZM189 166V165H188ZM197 166H201V165H197ZM196 166V167H197ZM205 166H206V164H205ZM18 167V166H17ZM34 167V166H33ZM55 167V166H54ZM81 167V168H82ZM90 167V169H92V167L91 166H89ZM107 167V166H106ZM111 167V166H110ZM148 167V166H147ZM150 167V166H149ZM195 167V166H194ZM42 168V167H41ZM46 168V167H45ZM49 168H50V166H49ZM52 168V167H51ZM63 168V167H62ZM62 168H61V170H62ZM68 168V167H67ZM73 168V167H72ZM102 168H105V167H102ZM151 168V167H150ZM158 168V167H157ZM163 168V167H162ZM187 168V167H186ZM193 168V167H192ZM192 168H190V169H192ZM17 169V168H16ZM48 169V168H47ZM53 169V168H52ZM56 169V168H55ZM54 169V170H55ZM64 169H65V167H64ZM73 169H75V168H73ZM85 170H86V168H84ZM89 169V170H90ZM99 169V168H98ZM106 169V168H105ZM165 169V168H164ZM174 169V168H173ZM188 169V168H187ZM195 169V168H194ZM198 169V168H197ZM196 169V170H197ZM200 169V168H199ZM42 170V169H41ZM46 170V169H45ZM51 170V169H50ZM53 170V171H54ZM72 170V169H71ZM82 170H83V168H82ZM110 170H111V168H110ZM140 170V169H139ZM166 170V169H165ZM182 170V169H181ZM185 170V169H184ZM195 170V171H196ZM201 170V169H200ZM48 171V170H47ZM57 171V170H56ZM55 171V172H56ZM66 171V170H65ZM64 171V172H65ZM69 171V170H68ZM94 171V170H93ZM93 171H92V174H93ZM103 171V170H102ZM180 171V170H179ZM194 171V170H193ZM23 172V171H22ZM49 172V171H48ZM61 172H63V171H60V173ZM86 172V171H85ZM90 172V171H89ZM89 172H88V174H89ZM109 172V171H108ZM112 172V171H111ZM118 172V171H117ZM122 172V171H121ZM120 172V173H121ZM132 172V171H131ZM130 172V173H131ZM151 172V171H150ZM174 172H176V171H174ZM181 172V171H180ZM202 172V171H201ZM204 172H206V171H204ZM216 172V173H215ZM36 173V172H35ZM40 173V172H39ZM66 173V172H65ZM82 173V172H81ZM134 173V172H133ZM137 173V172H136ZM191 173V172H190ZM197 173V172H196ZM19 174V173H18ZM25 174V173H24ZM38 174V173H37ZM37 174H36V176H37ZM46 174V173H45ZM54 174V173H53ZM52 174V175H53ZM56 174V173H55ZM58 174V173H57ZM80 174V173H79ZM85 174H87V173H85ZM92 174H90V175H92ZM99 174H100V172H99ZM104 174V173H103ZM115 174V173H114ZM124 174V173H123ZM162 174V173H161ZM173 174V173H172ZM181 174V173H180ZM182 174H183V172H182ZM182 174H181V177H182ZM203 174H205V173H203ZM23 175V174H22ZM27 175H28V173H27ZM39 175V177H40V174H38ZM65 175V174H64ZM83 175V174H82ZM102 175V174H101ZM105 175V174H104ZM138 175V174H137ZM154 175V174H153ZM156 175V174H155ZM160 175V174H159ZM175 175V174H174ZM177 175V174H176ZM184 175V174H183ZM193 175V174H192ZM192 175H191V177H192ZM196 175V174H195ZM205 175H207V174H205ZM47 177H48V175H46ZM51 176V175H50ZM55 176V175H54ZM72 176V175H71ZM86 176V175H85ZM93 176V175H92ZM95 176V175H94ZM100 176V175H99ZM112 176V175H111ZM111 176H107V177H109V178H111ZM114 176V175H113ZM117 176V175H116ZM140 176V175H139ZM168 176H169V173H168ZM171 176V175H170ZM198 176H199V171H198ZM203 176V175H202ZM208 176V175H207ZM214 176V175H213ZM218 176V175H217ZM74 178H75V176H73ZM72 177V178H73ZM120 177V176H119ZM146 177V176H145ZM180 177V176H179ZM184 177V176H183ZM185 177H187V176H185ZM191 177H189V178H191ZM201 177V176H200ZM30 178V177H29ZM46 178V177H45ZM52 178V177H51ZM54 178V177H53ZM61 178V177H60ZM69 178V177H68ZM81 178V177H80ZM96 178H97V176H96ZM141 178V177H140ZM157 178V177H156ZM178 178V177H177ZM207 178V177H206ZM47 179V178H46ZM46 179L44 180V181H46ZM57 179H58V177H57ZM79 179V178H78ZM83 179V178H82ZM94 179H95V177H94ZM116 179V178H115ZM128 179V178H127ZM164 179V178H163ZM168 179V178H167ZM170 179H171V177H170ZM194 179H196V178H194ZM204 179V178H203ZM207 179H209V178H207ZM215 179V177H213V179H211L210 178V180H213V182L215 181L214 180ZM16 180H18V179H16ZM35 180V179H34ZM108 180V179H107ZM112 180H113V177H112ZM118 179H116V181H117ZM136 180V179H135ZM134 180V181H135ZM138 180V179H137ZM159 180V179H158ZM174 180V179H173ZM206 180V179H205ZM33 181V180H32ZM41 181V180H40ZM52 181V180H51ZM53 181H56L55 179L53 180ZM68 181V180H67ZM105 181V180H104ZM115 181V182H116ZM129 181V180H128ZM20 182V181H19ZM70 182H71V180H70ZM75 182V181H74ZM87 182V181H86ZM93 182V181H92ZM99 182V181H98ZM123 182V181H122ZM131 182V181H130ZM148 182V181H147ZM164 182V181H163ZM46 183H47V181H46ZM57 183V182H56ZM69 183V182H68ZM101 184H102V182H100ZM104 183V182H103ZM109 183V182H108ZM124 183V182H123ZM136 183V182H135ZM138 183H140V182H138ZM165 183H167V182H165ZM168 183H170V182H168ZM177 183V182H176ZM175 183V184H176ZM215 183V182H214ZM217 183V182H216ZM20 184V183H19ZM21 184H23V182L21 183ZM43 184V183H42ZM45 184V183H44ZM51 186H49V187H52V184L51 183H49ZM48 184V185H49ZM60 184H61V182H60ZM59 184V185H60ZM73 184V183H72ZM78 184V182L76 183V185ZM81 184H83V183H81ZM131 184V183H130ZM133 184H134V182H133ZM142 184V183H141ZM159 184V183H158ZM162 184V183H161ZM197 184V183H196ZM199 184V183H198ZM203 184V183H202ZM211 184V183H210ZM218 184V183H217ZM47 184L46 185H44V186H48ZM71 184H69L68 186H70ZM80 185V184H79ZM99 185V184H98ZM172 185V184H171ZM174 185V184H173ZM207 185V184H206ZM214 185V184H213ZM16 186H18V185H16ZM29 186V185H28ZM28 186H25V187H28ZM34 185H32V187H33ZM56 186V185H55ZM54 186V187H55ZM67 186V188H69ZM74 186V185H73ZM85 186V185H84ZM83 186V187H84ZM106 186H108V185H106ZM129 186V185H128ZM141 186V185H140ZM182 186V185H181ZM203 186H204V184H203ZM212 186V185H211ZM215 186V185H214ZM218 186V185H217ZM35 187V186H34ZM53 187V188H54ZM58 187V186H57ZM78 186H76V188H77ZM86 187V186H85ZM90 187V186H89ZM102 187V186H101ZM113 187V186H112ZM136 187V186H135ZM162 187V186H161ZM160 187V188H161ZM166 187L167 186H164V188L166 189ZM172 187V186H171ZM192 187V186H191ZM219 187V188H220ZM19 188H20V186H19ZM18 188V189H19ZM31 188V187H30ZM48 188V187H47ZM46 188V189H47ZM52 188V189H53ZM56 188V187H55ZM71 188V187H70ZM100 188V187H99ZM123 188V187H122ZM138 188V187H137ZM148 188H149V186H148ZM174 188H175V186H174ZM179 188H180V186H179ZM178 188V189H179ZM182 188V187H181ZM193 188V187H192ZM198 188V187H197ZM204 188V187H203ZM215 188H216V186H215ZM214 188V189H215ZM219 188H218V190H219ZM42 189V188H41ZM78 189V188H77ZM87 189V188H86ZM89 189V188H88ZM103 189V188H102ZM112 189V188H111ZM116 189V188H115ZM201 189V188H200ZM20 190V189H19ZM38 190V189H37ZM45 190V189H44ZM57 190H58V188H57ZM65 190V189H64ZM68 190V189H67ZM71 190H72V188H71ZM76 190V189H75ZM85 190V189H84ZM99 190V189H98ZM136 190H138V189H136ZM164 190V189H163ZM167 190H169V189H167ZM172 190V189H171ZM207 190V189H206ZM16 191V190H15ZM28 191V190H27ZM34 191V190H33ZM43 191V190H42ZM56 191V190H55ZM61 191H62V189H61ZM69 191V190H68ZM87 191V190H86ZM85 191V192H86ZM89 191H91V190H89ZM95 191V190H94ZM118 191V190H117ZM123 191H124V189H123ZM133 191H135V190H133ZM154 191V190H153ZM176 191H177V188H176ZM205 191V190H204ZM18 192V191H17ZM36 191H34V193H35ZM48 192V191H47ZM53 192V191H52ZM82 192H83V189H82ZM136 192V191H135ZM159 192V191H158ZM164 192H165V190H164ZM167 192H169V191H167ZM172 192V191H171ZM170 192V193H171ZM174 192V191H173ZM217 192V191H216ZM218 192H220V191H218ZM49 193H51V192H49ZM48 193V194H49ZM66 193V192H65ZM72 193V192H71ZM71 193H70V195H71ZM77 193H78V191H77ZM84 193V192H83ZM82 193V194H83ZM90 193V192H89ZM108 193V192H107ZM122 193H124V192H122ZM138 193V192H137ZM136 193V195H138ZM160 193H162L163 195H164V193H163V191L162 192H160ZM185 193H186V191H185ZM47 194V195H48ZM76 194V193H75ZM74 194V195H75ZM129 194V193H128ZM128 194H126V195H128ZM145 194V193H144ZM161 194V195H162ZM174 194V193H173ZM172 194V195H173ZM176 194H178V192L177 193H175V195ZM182 194V193H181ZM208 194V193H207ZM18 195V194H17ZM50 195V194H49ZM52 195H53V193H52ZM56 195V194H55ZM66 195V194H65ZM65 195H63V196H61L62 198L65 196ZM77 195V194H76ZM97 195V194H96ZM95 195V196H96ZM101 195V194H100ZM103 195V194H102ZM125 195V196H126ZM133 195V194H132ZM148 195V194H147ZM179 195H180V192H179ZM200 195V194H199ZM220 195V194H219ZM31 196H32V194H31ZM35 196L37 197V195L35 194ZM68 196H69V193H68ZM72 196V195H71ZM90 196H91V194H90ZM94 196V195H93ZM134 196V195H133ZM178 196V195H177ZM16 197V196H15ZM34 197V196H33ZM40 197V196H39ZM70 197V196H69ZM77 197V196H76ZM86 197V196H85ZM104 197V196H103ZM109 197H111L110 195H109ZM115 197V196H114ZM130 197V196H129ZM158 197V196H157ZM168 197V196H167ZM175 197V196H174ZM202 198H203V196H201ZM209 197V196H208ZM212 197V196H211ZM218 197V196H217ZM216 197V198H217ZM45 198H46V196H45ZM51 198V197H50ZM49 198V199H50ZM66 198H67V196H66ZM88 198H89V195H88ZM92 198H94V197H92ZM113 198V197H112ZM111 198V199H112ZM126 198H128V196L126 197ZM131 198V197H130ZM141 199H142V196L140 197ZM160 198V197H159ZM163 198H164V196H163ZM176 198V197H175ZM182 198V197H181ZM185 198V197H184ZM187 198H189V197H187ZM194 198H197L196 197V195H195V197ZM206 198H207V195H206ZM31 199V198H30ZM37 199V198H36ZM70 199V198H69ZM68 199V200H69ZM81 199V198H80ZM94 199H96V198H94ZM118 199V198H117ZM132 199H134V198H132ZM132 199H131V201H132ZM152 199V198H151ZM165 199V198H164ZM211 199V198H210ZM218 199V198H217ZM216 199V200H217ZM22 200V199H21ZM38 200V199H37ZM40 200V199H39ZM50 200H53V199H50ZM71 200V199H70ZM76 200V199H75ZM89 200H91V198L89 199ZM88 200V201H89ZM93 200V199H92ZM92 200H91V203H94V202H92ZM99 200V199H98ZM98 200H94L95 202L96 201H98ZM153 200V199H152ZM163 200V199H162ZM167 200H168V198H167ZM167 200H164V201H167ZM175 200V199H174ZM197 200V199H196ZM202 200V199H201ZM213 200H214V197H213ZM219 200V199H218ZM218 200L216 201V202H218ZM221 200V199H220ZM31 201V200H30ZM83 201V200H82ZM104 201V200H103ZM116 201V200H115ZM130 201V200H129ZM129 201H127L128 202V204H130L129 203ZM143 201H144V199H143ZM185 201H187V200H185ZM191 201H192V199H191ZM190 201V202H191ZM194 201V200H193ZM203 201V200H202ZM208 201V200H207ZM211 201V200H210ZM23 202V201H22ZM34 202V201H33ZM46 202V204H47V201H45ZM68 202V201H67ZM79 202V201H78ZM86 202V201H85ZM114 202V201H113ZM112 202V203H113ZM136 202V201H135ZM135 202H134V205H135ZM163 202V201H162ZM189 202V203H190ZM215 202V203H216ZM71 203H73V201L71 202ZM90 203V204H91ZM105 203V202H104ZM144 203H146V201L144 202ZM149 203H151V201L149 202ZM165 203H167V202H165ZM164 203V204H165ZM169 203V202H168ZM168 203H167V206H168ZM174 203V202H173ZM31 204V203H30ZM50 204V203H49ZM52 204V203H51ZM51 204H50V206H51ZM67 204V203H66ZM69 204V203H68ZM74 204V203H73ZM72 204V205H73ZM110 204V203H109ZM114 204V203H113ZM127 204V205H128ZM147 204V203H146ZM171 204V203H170ZM169 204V205H170ZM181 204H182V201H181ZM214 204V203H213ZM37 205V204H36ZM35 205V206H36ZM39 205V204H38ZM54 205V204H53ZM52 205V206H53ZM85 205V204H84ZM98 205V204H97ZM96 205V206H97ZM106 205V204H105ZM111 205V204H110ZM153 206H154V203L152 204ZM176 205V204H175ZM190 205H191V203H190ZM189 205V206H190ZM203 205V204H202ZM210 205H212V204H210ZM217 205V204H216ZM24 206V205H23ZM40 206V205H39ZM49 206V207H50ZM112 206V205H111ZM117 206H120V205H118L117 204ZM123 206V205H122ZM136 206V205H135ZM134 206V207H135ZM149 206V205H148ZM165 206V205H164ZM173 206V205H172ZM181 206V205H180ZM185 206H186V204H185ZM184 206V207H185ZM189 206L187 207V208H189ZM197 206V205H196ZM200 206V205H199ZM205 206V205H204ZM204 206H203V208H204ZM214 206V205H213ZM32 207V209H33V206H31ZM67 207V206H66ZM75 207V206H74ZM80 207V206H79ZM85 207V206H84ZM93 207V206H92ZM98 207V206H97ZM113 207V206H112ZM125 207V206H124ZM130 207V206H129ZM140 207V206H139ZM145 207V206H144ZM184 207L182 208V206H181V208L184 210ZM208 207V206H207ZM39 208V207H38ZM51 208V207H50ZM94 208V207H93ZM102 208V207H101ZM100 208V209H101ZM114 208V207H113ZM120 208V207H119ZM155 208V207H154ZM158 208V207H157ZM165 208H167V207H165ZM173 208V207H172ZM172 208H170V211H171V209ZM180 208V209H181ZM186 208V207H185ZM196 208H199V207H196ZM218 208V207H217ZM36 209V208H35ZM35 209H33L34 211H35ZM97 209V208H96ZM95 209V210H96ZM99 209V211H101ZM109 209H111V207H109ZM118 209V208H117ZM121 209V208H120ZM143 209V208H142ZM145 209V208H144ZM160 209V208H159ZM167 209H169V208H167ZM167 209H165V210H167ZM179 209V208H178ZM190 209V208H189ZM211 209V208H210ZM215 209V208H214ZM53 210H54V208H53ZM78 210V209H77ZM90 210H93L92 208L90 209ZM115 210V209H114ZM125 210V209H124ZM128 210H129V208H128ZM155 210V209H154ZM164 210V211H165ZM176 210V209H175ZM206 210V209H205ZM216 210V209H215ZM214 210V211H215ZM218 210V209H217ZM231 210H235V220H233V221H235L236 222V231H235V235H233L232 236V234L230 233V229H232L231 227H229V225H231L230 224V221H231V219H232V211ZM1 211V210H0ZM39 211V210H38ZM37 211V212H38ZM55 211V210H54ZM111 211H113V209L111 210ZM121 211V210H120ZM136 211V210H135ZM139 211V210H138ZM142 211V210H141ZM145 211V210H144ZM159 211V210H158ZM160 211H161V209H160ZM178 211V210H177ZM186 211H188V210H186ZM193 211H194V209H193ZM192 211V212H193ZM199 211V210H198ZM209 211V210H208ZM29 212V211H28ZM36 212V213H37ZM56 212V211H55ZM54 212V213H55ZM77 212V211H76ZM130 213H131V211H129ZM163 212V211H162ZM176 212V211H175ZM180 212H182V210H180ZM196 212V211H195ZM217 212V211H216ZM42 213H43V210H42ZM72 213H73V211H72ZM71 213V214H72ZM115 213L116 212H113V214L115 215ZM136 213V212H135ZM153 213V212H152ZM184 213V212H183ZM186 213H188V212H186ZM186 213H184V214H186ZM198 213V212H197ZM205 213H207L206 211H205ZM209 213V212H208ZM29 214H31V212L29 213ZM33 214V213H32ZM69 214H70V211H69ZM68 214V215H69ZM70 214V215H71ZM77 214V213H76ZM100 214V213H99ZM126 214H128V213H126ZM160 214V213H159ZM158 214V215H159ZM175 214V213H174ZM177 214V213H176ZM196 214V213H195ZM199 214V213H198ZM204 214V213H203ZM213 214H216V213H214L213 212ZM25 215H27V214H25ZM66 215V214H65ZM101 215V214H100ZM105 215H107L106 213H105ZM104 215V216H105ZM116 215H117V213H116ZM119 215V214H118ZM146 215V214H145ZM145 215H144V217H145ZM172 215V214H171ZM171 215H169V216H171ZM179 215V214H178ZM55 216V215H54ZM72 216V215H71ZM97 216V215H96ZM103 216V217H104ZM135 216H137L136 214H135ZM154 216H156V213H155V215ZM161 215H159V218H161L160 217ZM181 216V215H180ZM184 216V215H183ZM188 216V215H187ZM197 216V215H196ZM195 216V217H196ZM204 216V215H203ZM61 217V216H60ZM132 217V216H131ZM140 217V216H139ZM175 216H173V218H174ZM189 217H191V214H190V216ZM216 217V216H215ZM32 218H33V216H32ZM75 218V217H74ZM79 218V217H78ZM78 218H77V220H78ZM88 218V217H87ZM146 218V217H145ZM165 218H168V217H165ZM183 218V217H182ZM197 218V217H196ZM200 218V217H199ZM202 218V217H201ZM234 218V217H233ZM41 219H43V218H41ZM57 219V218H56ZM67 219V218H66ZM82 219V218H81ZM89 219H90V216H89ZM95 219V218H94ZM124 219V218H123ZM128 219H130V218H128ZM138 219H140V218H138ZM195 219V218H194ZM207 219V218H206ZM213 219V218H212ZM220 219V218H219ZM69 220V219H68ZM75 220V219H74ZM132 220V219H131ZM159 220V219H158ZM168 220V219H167ZM173 220V219H172ZM175 220V219H174ZM184 220V219H183ZM187 220V219H186ZM185 220V221H186ZM196 220V219H195ZM31 221V220H30ZM29 221V222H30ZM38 221L40 222V220L38 219ZM54 221V220H53ZM70 221V220H69ZM76 221V220H75ZM79 221V220H78ZM88 221V220H87ZM91 221H94V220H92V217H91ZM98 221V220H97ZM99 221H101V220H99ZM156 221V220H155ZM177 221V220H176ZM181 221V220H180ZM192 221V220H191ZM198 221V220H197ZM199 221H201V220H199ZM208 221H211V220H208ZM232 221V222H233ZM36 222H37V220H36ZM38 222V223H39ZM85 222V221H84ZM107 222V221H106ZM131 222V221H130ZM148 222V221H147ZM175 222V221H174ZM217 222H219V221H217ZM47 223V222H46ZM56 223V222H55ZM65 223H66V221H65ZM75 223V222H74ZM73 223V224H74ZM78 223V222H77ZM139 223V222H138ZM171 223H173V222H171ZM182 224H183V222H181ZM195 224H196V221L194 222ZM200 223V222H199ZM203 223V222H202ZM221 223V224H222ZM37 224V223H36ZM35 224V225H36ZM42 224V223H41ZM44 224H45V222H44ZM44 224H43V226H44ZM53 224V223H52ZM51 224V225H52ZM58 224L60 225V223L58 222ZM67 224H68V221H67ZM80 224V223H79ZM88 224H89V222H88ZM92 224V223H91ZM95 224H96V222H95ZM115 224V223H114ZM117 224V223H116ZM132 224V223H131ZM155 224L157 225V223L155 222ZM168 224V223H167ZM176 224V223H175ZM179 223H177V225H178ZM186 224V223H185ZM189 224V223H188ZM211 224V223H210ZM37 225H39L40 226V223L39 224H37ZM46 225V224H45ZM50 225V224H49ZM84 225V224H83ZM105 225H109V224H105ZM111 225H112V223H111ZM126 225V224H125ZM135 225H137L136 223H135ZM134 225V226H135ZM198 225V224H197ZM206 225H209V224H206ZM33 226V225H32ZM61 226H62V224H61ZM65 226H66V224H65ZM78 226V225H77ZM77 226L75 227V228H77ZM86 226V225H85ZM85 226H83V227H85ZM88 226H90V225H88ZM96 226V225H95ZM104 226V225H103ZM132 226V225H131ZM161 226H163V224L161 225ZM180 226V225H179ZM183 226V225H182ZM185 226H187V225H184L183 227H185ZM192 226V225H191ZM204 226V225H203ZM215 227H216V225H214ZM73 227V226H72ZM79 227H82V226H78V228ZM91 227H92V225H91ZM105 227V226H104ZM109 227V226H108ZM114 227H115V225H114ZM124 227V226H123ZM150 227V226H149ZM156 227V226H155ZM158 228L157 229H159V231L158 232H161L160 231V229L161 228H163V227H161V228H159V225L157 226ZM211 228H212V226H210ZM214 227V228H215ZM34 228H35V226L33 227V230H34ZM39 228V227H38ZM52 228V227H51ZM87 228V226L85 227V229ZM99 228H101V226L99 227ZM119 228V227H118ZM151 228V227H150ZM175 228V227H174ZM192 228V227H191ZM209 228V227H208ZM220 228V227H219ZM37 228H35V230H36ZM43 229H45V228H43ZM73 229V228H72ZM98 229V228H97ZM105 229H106V227H105ZM111 229V228H110ZM115 229V228H114ZM113 229V230H114ZM134 229V228H133ZM137 229V228H136ZM135 229V231H137V230H139V229H137L136 230ZM156 229V228H155ZM154 229V230H155ZM173 229V228H172ZM223 229V228H222ZM34 230V231H35ZM46 230V229H45ZM48 230H49V228H48ZM53 230V229H52ZM83 230L84 229H82L81 231H82V233H83ZM86 230H89V229H86ZM98 230H100V229H98ZM102 230V229H101ZM100 230V231H101ZM117 230V229H116ZM119 230V229H118ZM163 230H165V229H163ZM169 230V229H168ZM187 230V229H186ZM190 230H192V229H190ZM196 230H198L197 229V227H196ZM206 230V229H205ZM204 230V231H205ZM29 232H30V230H28ZM33 231V232H34ZM43 231V230H42ZM54 231V230H53ZM95 231H97V230H95ZM94 231V232H95ZM99 231V232H100ZM106 231V230H105ZM115 231V230H114ZM121 231V230H120ZM134 231V232H135ZM173 231V230H172ZM172 231H170V232H172ZM175 231V230H174ZM183 231V230H182ZM199 231H200V229H199ZM57 232V231H56ZM85 232V231H84ZM98 232V233H99ZM110 232V231H109ZM122 232H124V231H122ZM155 232V231H154ZM179 232V231H178ZM210 232H212V231H210ZM50 233V232H49ZM52 233V232H51ZM57 233H59V232H57ZM60 233H62L61 231H60ZM75 233V232H74ZM78 232H76L75 234H77ZM88 233V232H87ZM89 233H91V232H89ZM88 233V234H89ZM97 233V232H96ZM95 233V234H96ZM105 233V232H104ZM111 233H113V231L111 232ZM118 233V232H117ZM125 233V232H124ZM148 233H151V232H148ZM156 233V232H155ZM162 233H163V231H162ZM172 233H174V232H172ZM175 233H177V230H176V232ZM174 233V234H175ZM179 233H181L182 234V232H179ZM184 233V232H183ZM200 233V232H199ZM44 234V233H43ZM45 234H46V236H47V233L45 232ZM55 234V233H54ZM63 234V233H62ZM94 234V233H93ZM92 234V235H93ZM94 234V235H95ZM108 234H110V233H108ZM153 234V233H152ZM165 234H167V233H165ZM180 234V235H181ZM207 234V233H206ZM210 234H212V233H210ZM231 234V235H230ZM34 235V234H33ZM73 235V234H72ZM83 235H85V234H83ZM119 235V234H118ZM117 235V236H118ZM129 235V234H128ZM130 235H131V233H130ZM142 235V234H141ZM154 235V234H153ZM169 235H170V233H169ZM192 235V234H191ZM217 235V234H216ZM223 234H221V236H222ZM35 236V235H34ZM50 236V235H49ZM91 236V235H90ZM99 236H100V233H99ZM110 236V235H109ZM112 236V235H111ZM114 236H116V235H114ZM113 236V237H114ZM120 236V235H119ZM122 236H124V235H122ZM137 236V235H136ZM156 236H157V234H156ZM163 236V235H162ZM175 237H176V235H174ZM183 236V235H182ZM207 236V235H206ZM209 236V235H208ZM48 237V236H47ZM55 237V236H54ZM84 237V236H83ZM92 237V236H91ZM91 237H89V238H91ZM101 237H102V233H101ZM127 237V236H126ZM154 237H155V235H154ZM159 237H161V236H159ZM167 237H169V236H167ZM170 237H172V236H170ZM210 237V236H209ZM45 238V237H44ZM50 238H51V236H50ZM56 238V237H55ZM77 238H78V236H77ZM82 238V237H81ZM92 238H94V237H92ZM97 238V237H96ZM112 238V237H111ZM117 238V237H116ZM119 239H120V237H118ZM129 238V237H128ZM158 238V237H157ZM185 238H186V236H185ZM193 238V237H192ZM212 238V237H211ZM216 238H218V237H216ZM52 239V238H51ZM66 240H67V238H65ZM79 239V238H78ZM85 239V238H84ZM138 239V238H137ZM152 239H153V237H152ZM152 239H151V241H152ZM159 239V238H158ZM158 239H155L156 241L158 240ZM197 239V238H196ZM215 239V238H214ZM43 240V239H42ZM58 240H59V237H58ZM90 240V239H89ZM89 240H87V241H89ZM99 240V239H98ZM101 240V239H100ZM108 240V239H107ZM110 240V239H109ZM108 240V241H109ZM116 240V239H115ZM121 240H122V238H121ZM144 240V239H143ZM154 240V239H153ZM185 240V239H184ZM187 240V239H186ZM192 240V239H191ZM218 240H219V238H218ZM46 241V240H45ZM49 241V240H48ZM84 241V240H83ZM93 241V240H92ZM96 241H97V239H96ZM118 241V240H117ZM124 241H126V240H124ZM132 241V240H131ZM134 241V240H133ZM132 241V242H133ZM156 241H154V243L155 244H157L156 243ZM159 241H161V239H159ZM168 241V239L167 240H165V242H167ZM174 241V240H173ZM183 241V240H182ZM199 241V239H197V242ZM201 241V240H200ZM213 241V240H212ZM43 242V241H42ZM50 242V241H49ZM55 242H56V240H55ZM94 242V241H93ZM116 242V241H115ZM122 242V241H121ZM129 242V241H128ZM135 242V241H134ZM158 242V241H157ZM162 242V241H161ZM176 242H178V241H176ZM218 242V243H219ZM59 243V242H58ZM68 243V242H67ZM69 243H71V241L69 242ZM113 243V242H112ZM127 243V242H126ZM142 243V242H141ZM151 243V242H150ZM159 243V242H158ZM164 243V242H163ZM169 243V242H168ZM192 243H193V241H192ZM200 243V242H199ZM60 244V243H59ZM75 244V243H74ZM82 244V243H81ZM86 244H88V243H86ZM93 244V243H92ZM100 244H102V243H100ZM109 244V243H108ZM123 244V243H122ZM125 244V243H124ZM132 244V243H131ZM153 244V243H152ZM154 244V245H155ZM160 244V243H159ZM159 244H157V245H159ZM171 244V243H170ZM174 244V243H173ZM181 244V243H180ZM184 244V243H183ZM201 244V243H200ZM207 244H209V243H207ZM44 245V244H43ZM85 245V244H84ZM89 246H90V244H88ZM88 245H86V246H88ZM98 244H97V242H96V246H97ZM126 245V244H125ZM124 245V246H125ZM163 245V244H162ZM182 245V244H181ZM220 245V244H219ZM55 246H57V245H55ZM67 246V245H66ZM65 246V247H66ZM85 246V247H86ZM88 246V247H89ZM93 246V245H92ZM95 246V247H96ZM121 246V245H120ZM127 246H129V244H127ZM159 246H161V245H159ZM165 245H163L162 247H164ZM171 246V245H170ZM183 246V245H182ZM30 247V246H29ZM36 247V246H35ZM51 248H52V246H50ZM62 247V246H61ZM60 247V248H61ZM83 247V246H82ZM81 247V248H82ZM94 247V248H95ZM112 247V246H111ZM134 247V246H133ZM145 247V246H144ZM161 247V248H162ZM176 247V246H175ZM178 247H180V246H178ZM196 247V246H195ZM202 247V246H201ZM209 247V246H208ZM212 247V245L209 247V248H211ZM46 248V247H45ZM51 248H49V249H51ZM57 248V247H56ZM67 249H68V247H66ZM73 248V247H72ZM79 248V247H78ZM84 248V247H83ZM91 247H89V248H87V250L88 249H90ZM99 248V247H98ZM121 248V247H120ZM127 248V247H126ZM142 248V247H141ZM155 248H156V245H155ZM158 248V247H157ZM173 248V247H172ZM182 248V247H181ZM183 248H184V246H183ZM199 248V247H198ZM214 248V247H213ZM32 249V248H31ZM54 249V248H53ZM99 249H101V248H99ZM113 249H114V247H113ZM140 249V248H139ZM151 249H153V246L151 247ZM165 249H167V248H165ZM164 249V250H165ZM169 249V248H168ZM167 249V250H168ZM187 249V248H186ZM203 249H205V248H203ZM218 249V248H217ZM75 250V249H74ZM103 250V249H102ZM127 251H128V248L126 249ZM135 250H137V249H135ZM154 250V249H153ZM193 250V249H192ZM207 250L209 251V249L207 248ZM214 250H216V249H214ZM42 251V250H41ZM77 251H78V249H77ZM90 251V250H89ZM150 251V250H149ZM155 251V250H154ZM171 251V250H170ZM173 251V250H172ZM171 251V252H172ZM183 251H184V249H183ZM206 251V250H205ZM217 251V250H216ZM216 251H215V253H216ZM219 252H220V249L218 250ZM218 251H217V254H220V253H218ZM65 252V251H64ZM63 252V253H64ZM142 252V251H141ZM146 252V251H145ZM159 252V251H158ZM165 252H167V251H165ZM168 252H169V250H168ZM167 252V253H168ZM185 252H187V251H185ZM210 252V251H209ZM208 252V253H209ZM212 252V251H211ZM59 253V252H58ZM57 253V254H58ZM74 253V252H73ZM73 253H71V254H73ZM89 253H93V252H89ZM100 253V252H99ZM104 253V252H103ZM135 253V252H134ZM133 253V254H134ZM174 253V252H173ZM188 253V252H187ZM197 253V252H196ZM204 253V252H203ZM54 254V253H53ZM65 254V253H64ZM69 253H67V255H68ZM101 254V253H100ZM107 254H108V252H107ZM151 254V253H150ZM171 254V253H170ZM182 254V253H181ZM186 254V253H185ZM192 254H194V251L192 252ZM40 255V254H39ZM56 255V254H55ZM59 255V254H58ZM63 255V254H62ZM110 255V254H109ZM140 255V254H139ZM176 255V254H175ZM178 255V254H177ZM207 255V254H206ZM205 255V256H206ZM209 255V254H208ZM212 255H213V258H214V253L212 252ZM46 256V255H45ZM50 256H53V255H50ZM49 256V257H50ZM64 256V255H63ZM69 256H71V258H73L72 257V255H69ZM91 256V255H90ZM100 256V255H99ZM141 256V255H140ZM148 256V255H147ZM152 256V255H151ZM156 256V254L153 256V257H155ZM168 255H165V257H167ZM188 256V255H187ZM191 256V255H190ZM204 256V255H203ZM62 257V256H61ZM75 254H74V259H75ZM87 257V256H86ZM92 257V256H91ZM95 257V256H94ZM108 257V256H107ZM150 257V256H149ZM169 257H170V255H169ZM175 256H173V258H174ZM183 257V256H182ZM207 257H209V256H207ZM216 257V256H215ZM57 258V257H56ZM59 258V257H58ZM65 258V257H64ZM70 258V259H71ZM81 259H82V257H80ZM83 258H84V256H83ZM88 258V257H87ZM97 258V257H96ZM102 258V257H101ZM160 258V257H159ZM184 258H185V256H184ZM183 258V259H184ZM188 258V257H187ZM190 258V257H189ZM193 258V257H192ZM195 258V257H194ZM197 258V257H196ZM209 258H211V257H209ZM209 258L207 259L208 261L207 262H210V261H213V260H209ZM45 259H46V257H45ZM52 259H53V257H52ZM78 259V258H77ZM80 259V261L82 262L83 260H81ZM89 259H91V258H89ZM99 259H100V257H99ZM98 259V260H99ZM107 259V258H106ZM150 259V258H149ZM153 259V258H152ZM170 259V258H169ZM186 259V258H185ZM191 259V258H190ZM215 259V258H214ZM215 259V260H216ZM219 259V260H220ZM49 260H50V258H49ZM57 260V259H56ZM109 260H110V258H109ZM108 260V261H109ZM161 260V259H160ZM178 260V259H177ZM182 260V259H181ZM189 260V259H188ZM193 260V262H194V259H192ZM191 260V261H192ZM205 260V259H204ZM215 260H214V263H217V262H215ZM51 261V260H50ZM58 261V260H57ZM60 261V260H59ZM74 261V260H73ZM102 261H103V259H102ZM162 261V260H161ZM168 261V260H167ZM171 261H174V260H171ZM86 262H87V260H86ZM91 261L89 260V263H90ZM99 262V261H98ZM106 262L107 261H105V264H106ZM129 262V261H128ZM165 262V261H164ZM175 262H176V260H175ZM196 262V261H195ZM47 263V262H46ZM54 263V262H53ZM59 263V262H58ZM94 263V262H93ZM120 263H121V261H120ZM132 263V262H131ZM130 263V264H131ZM179 263V262H178ZM199 263H200V260H199ZM42 264V263H41ZM50 264H52V263H50ZM62 264H64V263H62ZM92 264V263H91ZM102 264V263H101ZM114 264V263H113ZM117 264V263H116ZM172 264H173V262H172ZM175 264V263H174Z\"/></svg>", "mask_w": 264, "mask_h": 264}]
</instances>
